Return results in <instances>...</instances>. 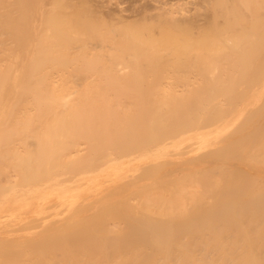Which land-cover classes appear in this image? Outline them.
Segmentation results:
<instances>
[{"label":"bare ground","instance_id":"6f19581e","mask_svg":"<svg viewBox=\"0 0 264 264\" xmlns=\"http://www.w3.org/2000/svg\"><path fill=\"white\" fill-rule=\"evenodd\" d=\"M76 1L77 0H75V1L74 0H0V134H1V136H4V137H0V150H1V154H2V151H5L4 149H7V148L10 149V150H7V151H12L13 152V153H11V152H7L6 151L7 153H10L9 156L5 155L6 157H3L4 155L2 154V157L0 156L1 157L0 164L5 162L6 159L4 160V158H7V156L9 158L10 157L12 158V159L8 158L7 162H9V161H13L14 162V164H13L14 167L13 166L10 167L9 166L10 162H9V164L6 162V163L2 164L1 166L3 167V165H6V164H8V165L4 166V168H0L1 170L4 169V172H6L5 170H7V173H5L6 175L9 173L8 174L9 176L8 175L7 176H5V175L1 176L3 170L0 172V180L2 181V183L0 181V188L3 191L6 190V192L4 194H0V243H1L2 246H4V250L6 249V251L3 250V252H6V253L3 254V252H1L0 255L3 254V256L5 255L4 257H6L7 256L6 254L8 253L7 258H4V260L5 259H9L10 260L11 259V262H12L13 258H15L16 256L17 257L20 256V254L18 253V251H17L18 255L16 254V252H14L17 249H14V251L10 249L12 252L15 253L14 254L15 256H14L12 253H10L11 251L10 250L7 251V249H9L11 247L12 248L15 247L16 244L22 245L20 243H24V242H28L27 244L24 243V245L29 246L30 245L29 244L30 241L34 242L33 237L35 235H33V237H31V236L28 237L27 235L18 234L16 232V229L18 227H19V231L21 230L20 226H19L20 224H22V223L24 224V222L26 223L27 221H30V222L31 221H36L37 222L36 226H39V227L43 228L42 232H45V231H48V230L52 229V227L49 228L48 230L45 229V228L50 227L51 225H53L52 221H54L56 219H59L58 220L59 222H60V220H62V222L60 223V226H61L62 223L64 225V228H62V227L61 228L65 229V227H66V230H67L68 228H70V226L68 227L66 224L69 223V222H72L74 220L72 216H75V214L78 213V211L74 209V211H77V212L71 216V214H69V213L73 210V208H76L79 205L81 206V204H82L81 202L83 200H86V199H89V198H90V200L91 199L92 200L96 199L94 201L95 203L96 202H101L104 196L100 197L99 196L100 194H98V193H99L100 188L104 184L116 183V182H118L120 180H123V179L124 180L125 179H131L132 180V178L134 179L136 174L139 173V170H141V169L145 170V168L148 169L147 167L151 166L154 160H156L157 164H159V163L161 164V160L162 161L164 160L165 162L169 161L167 158H165V157H167V155L170 156V155L175 154V153H178L176 155H179L180 152L183 153L182 151L185 148H188V150H186L184 152H187L186 154H187V156L189 158L185 159V161L181 160V162L183 161V163H188L190 165L193 164V162L198 161V158L200 160V157L202 158L203 156L205 157V156H208V155L210 156V155H214V154L216 155V156L214 155L216 157V160L218 159V156L224 157V158L232 157L231 159H235V157H237V156H235V154L237 152H239L238 157L241 158L244 155H245V157H247L246 156L247 155L246 152H247L248 149L244 148V150L246 152L245 153H241L242 152L241 149L243 150V146L244 147L248 146L249 148L251 147L250 151L247 152V153H249V154L253 153V154H251V156L248 155L249 158L250 157H254L255 149H256L257 152H259L258 150H260V154L255 155V157H256V159L254 158L255 162L260 161L261 158L264 155V152H262V151H264V147H263L264 146L263 145L264 144V142H263L264 141V138H263L264 135L260 138V137H258L260 135V133H257L256 137H258L260 140L255 139L256 140L255 141L254 140L255 137H253V136H255L254 134L256 132L253 134L254 131H252L251 129H250L251 130L250 132H247L246 130H249L248 127H247L246 130H243V128H241L244 125H247L248 122H250V124H251V121H253L255 119L254 117L258 113L262 112L263 115H264V111H261V110H264V17H263L264 16L263 15L264 14V0H220V1L215 0V1H217L216 3H215L214 0H212L213 3H215V4L212 7L210 6L211 8L209 7V5L212 3V1L209 0V1H211V3H210L208 0H205L206 3L209 2L208 7H207L206 5H202V4H205V2L202 3L204 1L203 0V1H201V6H203V7L205 6V9H203V10L206 11V9H207V11H210L212 9L211 12H207L206 11V13H204L205 15H203V13H202L203 17L201 15L200 19H199L198 15H197L198 16L197 19H194L195 17H194V15L192 13L189 17H191V19H193V21L192 20L190 21V19L187 18L188 17L187 14H186V16L183 15L185 17V19H183L184 17H181L183 20L180 19V18L176 19L178 17L177 16V17L174 18V20L176 19V20H178V22L176 20H175L176 22H174V20H173V17L176 15L175 11H173L174 9L171 10L172 8L171 9L169 8L170 10L168 11L167 10L168 7H165L164 10L166 9V11H164V10L161 11L164 6L162 7L160 5L161 4L160 0H152L151 3H150V0L149 1L147 0V3L149 2V5L147 3H145V4L148 5L147 7H145V8H144V6H143V8L142 7H137V8H142L143 11L141 10L142 12H138V11L135 10L134 12H136V13L134 14V12H133L134 15L132 14V16L134 18V17H136V14H137V18L139 16L141 17L143 15H144L143 16L144 19L153 18V20H155L157 18L159 23L158 22H156V23H158L160 25L163 24L162 27H164L166 29L169 28V30L168 29L166 30V29L163 28V30L165 31V33H164L163 30H160L161 29V27H160L159 30H160L161 34L163 33L162 34L163 36L162 35L161 36H162V38L164 40L163 39L161 40V37H160V40L157 39L156 41L157 42L161 41L162 43H164V42H166L165 40H167L166 43H170V44H168V45H171L170 48H168L169 46L167 44L164 45V44H161V42L158 43L159 46L161 45V48H159V46L156 48L157 45L154 44L155 39H154L153 42H152L153 39L152 40L150 39L151 41L149 39H146L147 43L150 41L149 42L150 44L152 42L153 45H156L155 47L154 46L150 47L152 44L150 45L148 43L149 44L148 45L146 43L145 38L147 37V35L144 36V34L142 33L144 31H142V32L140 31L143 35L141 33H139V36L142 35V37H141L142 39L141 40L144 39L142 42H145V45H142L144 43L141 44L139 36H138L139 37V42H140L139 44H141V45H138V43L136 42V41H138V38L137 37H135L137 39L134 38V35L135 34L137 35L138 31H136V33H135L134 32L135 28H134L133 31H131V29H133L132 26H131L132 28L130 27V29H128V31H127V28L123 29V27H125L126 23H125V25H123V27H122L121 24H118L116 26V28H113L112 27L113 25H112L111 26L112 28H110V29H111V31L113 29V31L111 32L110 29H109V27H110L109 24L110 23L107 26V23L104 21V19L102 20V18H99L100 15H97L96 18L94 17L95 15L94 16L92 15V12H93L92 9L95 8L94 11H96L97 9L99 10L100 7L105 8V7H107V5L110 6L109 3L107 4L105 2L106 4H103L104 2L102 0V3H98L97 2L98 3L97 4L96 2H93V4H91L88 1V4L86 6L87 7L88 6L91 7V8L90 7L87 8L88 10L90 9V11L86 12V10H85L86 8H84L83 10L86 13L85 12L82 13L83 10L80 9V8L84 7L85 5L81 6V7L79 6L80 7L79 8L78 5H76V4H78ZM99 1H101V0H99ZM132 1H134V0H132ZM140 2L141 1L139 0V3ZM79 3H81V2H79ZM142 3H141V5H142ZM133 4H135V1H134ZM216 4H217V6H216ZM104 5H105V7H104ZM141 5H138V6H141ZM74 7H75V9H74ZM78 8L80 10H82V11L78 10ZM110 8H109V10H107V8H106V10L108 11L107 12V17L111 16L112 19L115 18L118 21V19H120V18L121 19H123V18L125 19V17L128 16V15L124 16L123 14H121V13H123L122 11H124L123 8H122L123 10L121 12L119 11L121 7L119 9H116V8L114 9L112 7V9H114V10H110ZM137 8H135V9H137ZM208 8H210V9H208ZM73 9L75 10V13H74ZM68 10L70 12H73V13H70ZM76 10L78 11V13L76 12ZM115 10H118V11L115 12ZM137 10H139V9H137ZM152 10H154V11H152ZM79 11H80V13H79ZM101 11H102V9H101ZM171 11L174 12V16L172 17V19H171L172 13H170ZM96 12H98V11H96ZM103 12H106V11H103ZM198 12H200V9H199V11H197V14H198ZM141 13H142V15H141ZM177 13L179 14V12H177ZM181 13L182 12H180V15H182ZM260 13L261 14L263 13L262 17L260 16ZM99 14H101V12H99ZM199 14H201V12ZM206 14H208V15H206ZM209 14H211V16ZM122 15L124 17H122ZM132 16L130 17V15H129L126 19H128V20H129V18L133 19ZM195 16H196V14H195ZM204 16H205V18L208 16V18H206L207 21L203 20V19H205ZM111 17H108V18H111ZM154 17H156V18L154 19ZM137 18H134V19H137ZM186 18H187V20H186ZM110 20H109V22L113 23L114 19H113V21H110ZM181 20H182V23L184 22L183 24L179 22ZM201 20H202L203 23L205 22L203 24L204 25L203 27H202V22L198 23ZM133 21H135V20H133ZM151 22H152L151 24H153V22H155V21H151ZM161 22H163V23H161ZM115 23H119V21L115 22ZM146 23L148 24V22H146ZM156 23H154V24H156ZM174 23H176V24H174ZM191 23H192V25H191ZM197 23H198V25H200L199 26V30H198ZM147 24H146V26H148ZM154 24H153V27L155 26ZM165 24H167V27H165L166 26ZM205 24H206V26H205ZM211 24H212V28H211ZM102 25H105L106 27H104ZM171 25H173V26H175V25L177 26L178 25L177 26L178 28H180V26L184 27L183 25H185V26L190 25L192 29H194L195 26H197L196 33L193 32L194 36H192V37H194V39L191 38V36H190V34L192 33L191 30H189L191 32V33L189 32L190 34H185L184 38L183 37L182 38H183V40L184 39L187 40L186 39V37H187V38H189V40L190 39L194 40L195 43H199L201 41L200 43L203 46L200 43H199L200 46H199V44H197L198 45L197 46V45H195V43H192L193 42L192 40H190L191 42H189V40H188V41H186V44H188V42H189L191 47L189 46V44L187 45V46H189V48L188 47L185 48L184 46H182V47H184L188 51L191 48L190 51H192L191 52L192 54H190V51L186 52L187 50H185L186 54H183V52H184L183 50L184 49L180 48V46L178 48L180 50L182 49L181 51H183V52H181L177 48L179 50V52L176 53L175 51H178V50L176 49V47H174V45L178 46V44H176V42H175V41H177L178 38H175V36H172V37L169 36L171 39H173V37H174V39H173L174 41L172 40L173 41L172 42L171 39L168 40L169 38L167 39V37H166L167 34L169 35V33H171L172 30L177 28L175 26L173 29L170 30V26ZM193 25H195V26L192 27ZM119 26H121V27H119ZM126 26L128 27V25H126ZM146 26L144 27L145 29L149 28V27H146ZM150 26H152V25H150ZM158 26L159 25L155 26L156 28L154 27L155 28L154 30H156L158 28ZM207 26H208L209 30H211V33H213L212 35H210V36H212V38H213L214 35H216V37L218 36L219 42L218 43L215 42L216 47H214L212 45H209V44H212V42L208 43L207 41L210 40V39L207 40L205 38L207 36L206 34L210 32V31H208V32L204 33L205 31L208 30V29L205 28ZM101 27H103V28H101ZM117 27H119V28H117ZM201 28H202V30L206 29V30H203V32H202L204 35L201 33L203 36L201 34H199L202 37L198 36V37H200L203 40H200V38H197V36H196V34H198L200 32ZM106 29L109 30V34L111 32L112 37L110 36L111 34L110 35L108 34V31ZM122 29L124 30V32H122ZM141 29L142 28H139V30H141ZM184 29L185 28H183V30H182L183 32L185 31ZM212 29H215V31L212 30ZM125 30H126V32H125ZM152 32H154V31H152ZM156 32H158V31H156ZM172 32H173L172 35L174 33L176 34V32H177V34L180 33V31H176V32L172 31ZM147 33H148V36H149V32L148 31H147ZM123 34L125 35V37L128 36L127 39L123 36ZM105 35H107V36H105ZM120 35H122V36H120ZM150 35H151V33H150ZM159 35H160V33H159ZM143 36L145 38H143ZM195 36H196V38H195ZM123 37H124V39H123ZM154 37H156V36H154ZM119 38L121 40H119ZM156 38H158V37H156ZM121 41L122 42L127 41V42H124L122 44ZM211 41H213V40H211ZM95 42H98V43H95ZM119 42H121V43H119ZM129 42H131V43L133 42L134 44L132 43V46H130L131 43H129ZM182 42H177V43H182ZM202 42H205L206 45H205V43H202ZM125 43H127V44L129 43V44L128 45L126 44V46H125L124 45ZM172 44H173V46H172ZM186 44L184 43L185 46H186ZM217 44H218V46H217ZM166 45H167V47H166ZM179 45H183V44H179ZM192 45H194V47H196V51L201 49V50H199L201 52L202 48L205 46L206 47V48L204 47L205 49H211V51L214 50V48H215L214 51H218V49H220L221 53L219 51H218L219 53H215V52L212 51L214 53V55H213L212 52H210V50H208L209 54L206 53V56H207L206 57V56H204L205 55L204 51H206V50L203 49L202 52H204V53L201 52L202 54L201 53H199V54L197 53V55H196V53H195L196 51H194L195 50L194 47H193L194 50H192ZM121 46H123L125 48H123ZM147 46H149L150 48L149 47L147 48ZM162 46H164V47H162ZM171 47H173V48H171ZM197 47H199V48H197ZM115 51H116V54H115ZM111 52L112 53L114 52L113 54H115L116 57L112 56L113 54ZM222 52H224V58H223V55H221V57L224 60H221L222 63H220V64H219V62H216V63L219 66L225 67L223 69L224 70L227 69L226 70L227 73H228V70L230 69L229 73L232 72L230 74L234 75V76L231 75L232 77H230L229 73H228L229 74L228 75L225 71L221 70L222 67L221 68H217L218 66L215 65L216 64L215 63V59H216V61L218 60V56L217 55L219 54V60L218 61H220V54H222ZM117 53H120V54H117ZM153 53L158 58H160L159 56H161V58H160L161 61L160 62H159L158 59H156V57H155V55ZM158 53L160 54L159 56H157ZM170 53H172L173 56ZM178 53L180 55L182 54L183 56L182 55L180 56ZM128 54H129L131 59L129 58ZM143 54H144V56H143ZM145 54H146V56H148V54H149V58L147 57L148 58L147 60H150V61L152 60V63H149L146 60H144L145 62L142 61L143 59H146ZM168 54H170L172 56V58ZM184 55H187L190 59L187 56H184ZM193 55H194V57H192ZM122 56H126L127 58L122 57ZM138 56H139V58H138ZM141 56L143 57V59L140 58ZM106 57L108 58V60H107ZM119 57H120V59H119ZM135 57H137L138 59L135 58ZM150 57L151 58L152 57L155 58V60L156 61L158 60L159 63L154 61L153 58L151 59ZM181 57H182V59H181ZM183 57H184V59H183ZM209 57L212 59V63L213 64H211V59L208 61ZM111 58H112V60H111ZM168 58H169V60H168ZM121 59L122 60L124 59V60L122 61ZM136 59L137 60L140 59V60L137 61ZM171 59H174V60L171 61ZM199 59H200V61H199ZM188 60H189L190 63H192L191 67L193 66L192 67L193 69H191L190 67L188 68V64L190 66V63L188 62ZM194 60H196V61L198 60L201 64L199 65V62L196 63ZM128 61L131 62V63L128 64L127 63ZM174 61H176V62H174ZM143 62H144L143 65H146L147 69H146L145 66L143 68L140 67V66H143V65H141ZM147 62H148V64H147ZM162 62L165 64V66H164V64ZM122 63H123V65H122ZM133 63H136V65L133 64ZM203 63H204L205 66L202 65ZM206 63H209V64L207 65ZM177 64H178V66H177ZM137 65H139V67L141 69H143V70H140V69L138 70V67H136ZM149 65H152V66L149 67ZM173 65H176V67H174ZM181 65H183L184 72H183V69H182ZM170 66H173V67L171 68ZM197 66H198V69L196 68ZM206 66H207V68L205 70ZM213 66H215L216 68L213 67ZM158 67H160L161 69H166V70L165 71L161 70ZM149 68L152 71L151 74L149 72L150 71ZM174 68H176V69H174ZM203 68H204V70H202V73H201V69H203ZM125 69H127V70H125ZM130 69H131V73H130ZM195 69L198 70V71H196ZM208 69H210V70H208ZM211 69L212 70L215 69L213 73H212ZM216 69L218 70L217 73H216ZM169 70L172 71V72H168ZM189 70L190 71L194 70V72L193 73L191 72V73H192V75L193 74H195V75L187 76V75H191ZM219 70L221 72L223 71L221 73L222 75H223V73H225V75H224L225 77L222 76V75H219L220 74ZM137 71H140V72H138V75H136ZM141 71H143V72H141ZM146 71H148L149 74ZM157 71H159L158 72L159 74L157 73ZM163 71L165 73H168V74H164ZM195 71H196L197 74L195 73ZM204 71H206V73ZM111 72H112V74H110ZM132 72H135V73H132ZM175 72L179 73L180 75H177V73L175 74ZM180 72H182L183 74L180 73ZM106 73H109V75H106ZM124 73H125V75H124ZM155 73L157 74V78H155V79H157L156 82L153 81L154 78H152L154 76L156 77ZM162 73L165 75V77L169 76V78H172L173 81L171 82V79H169L168 77L165 78L164 76H162L163 75ZM215 73H216V75H215ZM236 73L238 74L237 78H239V79L236 78L235 81L236 80L237 81L236 82L234 81L233 84L231 85L230 83L233 81L232 79H233V77H235ZM141 74H143V75H141ZM200 74H203V75L201 76ZM204 74L208 75L209 77L207 78L206 76H204ZM140 75H141V78H143L144 80L140 79V77H139ZM146 75H147V77H146ZM226 75H227V77L229 76L228 78H230L231 80L226 78ZM108 76H110V77H108ZM124 76L125 77L127 76L126 79H125ZM173 76H175V77H173ZM179 76L181 78L182 77L184 78V79L182 78V80H179L181 82L183 81L182 83H184V80L186 82L187 80L191 79L190 82L188 81L189 84L188 83H184L185 84V88H183L184 85L183 86L181 85L179 87L178 85L180 83H178V85H175L176 83L175 84L173 83L175 81L178 82V80L177 79L175 80V78H178ZM186 76L188 77V79H187ZM194 76H196L195 77L196 79H194ZM199 76H201L202 82H203L202 77L203 78L206 77L207 79L205 78L204 79L205 82H203V83L201 82L200 83L201 80L200 81L198 80V79H200V78H198ZM213 76H216L215 77L216 79H218L217 76L218 77L222 76L218 80H222L221 78H223V77L226 78V80L223 78L224 81L223 82L218 81L217 83L220 82L221 84L219 83V85H217L216 84L217 80H215V78H211ZM122 77L125 80L121 79ZM148 77H150V78H148ZM161 77H162V79H160ZM180 77H179V79H180ZM189 77H192V78H189ZM130 78L132 80H130ZM135 79L136 80L138 79L137 81H140V83L139 82L135 83ZM145 79H146V81H145ZM165 79H166V81H165ZM161 80H162V82H161ZM214 80H215V83L213 82ZM151 81H152V83H151ZM159 81L161 82V84H160ZM167 81L172 83V84H174V87H173V85L169 84ZM225 81H227V83H224ZM143 82H145V83H143ZM148 82L151 85L154 82V84H153L154 87L153 86L152 87L154 88L155 91H157L159 89L160 90L163 89L161 91L160 95L159 94L155 95L156 93H159L160 90H159V92L157 91L156 93L152 92L153 94L154 93L155 94L153 95V97L150 98V96L152 94V93L150 94V92L153 90V88L150 87L152 90L150 89L151 91H149L148 87L150 85H149ZM191 82H193V83L195 82L193 84L194 87H192ZM196 82H197V84H196ZM206 82H208L209 84H206ZM112 83L115 86L117 84V86L116 87L114 86L115 88H113L112 87L113 85H111ZM167 83L171 87H168L169 85ZM223 83L226 84V88H225ZM237 83H238V85H237ZM105 84H106V86H105ZM120 84L121 85L123 84L126 87L125 86L122 87ZM145 84L147 85V89L148 90L146 89V87H144ZM159 84L162 85V86H160ZM198 84L199 85H201V84L205 85L206 84V85H209V88L212 87V89L211 88L209 89L207 87L209 90L208 89L207 90L203 89L202 90L203 93H202L201 89H202L203 86H201L200 91H198L199 93H202V94H200L202 96L201 98H203L201 103L199 101H196L197 99L201 100L199 98V96H198L199 93L197 94V97H194L197 92H195V93L193 92L192 93V91H190V90H193V88L196 91H197V89L199 90V88H197ZM228 84H230V85H228ZM102 85H103L104 88L102 87ZM163 85H165V86L168 85V86H167V88L166 87L163 88L164 87ZM187 85L188 86L191 85L192 89L188 88ZM227 85L229 87H227ZM109 86L112 87L113 89L112 88L109 89L110 88ZM119 86H121V87H119ZM177 86L179 87L180 90L183 88V90H181V91H185L186 87H187L188 91H185L186 92L185 96L182 95V94H184V92L179 91ZM220 86L224 87L223 90H221V91L219 89V88H221ZM136 87H138V88L136 89ZM142 87H144V88H142ZM198 87H200V86H198ZM215 87H218L219 90L217 88H215ZM235 87L237 88V90H236L237 92L235 93L236 95L234 96V94H232L231 92H233L236 89ZM121 88L124 90V92H122V90H120ZM203 88H206V86L203 87ZM238 88H239V90H238ZM132 89L134 91H132ZM138 89H140L141 91L139 92ZM165 89H168V90L170 89V91L168 92V90H165ZM213 89H217L218 92H215V90H213ZM125 90H127L128 92L131 91V93H128V92L126 93ZM171 90H172L173 93H174V90H176L175 93H174V96H176V97L173 96V93L171 92ZM195 90H193V91H195ZM204 90H205V92H207V96L209 95L210 90H212L210 92V94L213 92V94L209 95L208 97L207 96L205 97L206 101H205V99L203 97L205 95ZM147 91H149V92H147ZM219 91H220V93H223V99H222L221 102L218 101L219 103L226 104L227 101H228L227 104H231L232 103L230 105V107H231L230 110H228L227 112H223L224 110L221 109L223 107V105L220 106V108H217L219 105H221L219 103H214L215 106H213L214 104L210 105V108L213 107L214 109L211 108V110H209V106H208V109H207V105H209L208 103H210L212 101L211 99H214L216 97V95L217 96H219V95L221 96V94H219ZM144 92L145 93L147 92L146 94L149 93V96H146V94L143 95ZM189 92L192 94L193 98L196 99L195 101L199 105H197L196 102L194 103V101L191 98L192 96L191 97L189 96L191 94L188 95ZM226 92L229 93V95L227 94V96H226ZM133 93H135V94H133ZM139 93H141V94H139ZM169 93H172V94L170 95ZM177 95H178V97H177ZM154 96H157L155 98L158 99V100H160V99H162L164 97L163 98L164 100L162 99L163 102L162 101L159 102L158 100H156L154 98ZM158 96L159 97L161 96L162 98H159ZM171 96L174 97V98H172ZM183 96L185 98H187V100L185 99V102H184ZM187 96L189 98H191V100L188 99ZM230 96H231V98H230ZM209 97H211V99ZM232 97H233L234 101L232 100ZM130 98L131 99H135L134 101H137V103L132 101V100L127 102L126 99L130 100ZM147 98H150V100L145 101V99H147ZM153 98L155 99L154 101H153ZM178 98L179 99L182 98L183 100L181 99L180 102H179ZM207 98H208V100H207ZM121 99L125 100L126 102L122 101ZM143 99H144V101H143ZM168 99H170L171 101H169ZM173 99H175V100H173ZM176 99H177V102H176ZM114 100L115 101L120 100V101L115 103ZM188 100H190L189 103L193 102L196 105V107H195V105L193 103H191L190 104L191 106H190L187 103ZM229 100H231L233 102L230 103ZM167 101H169L171 103H169ZM172 101H174L176 103H174ZM203 101H204V103L207 102L206 105L203 103ZM224 101H226V102H224ZM132 102H134V103H132ZM178 102L180 103V105L182 107L181 110L185 111L187 109V111H188V108H190L189 110L191 111V108H193L194 109V113L193 114L196 116V118H195L194 115H192V111H191V113L190 112L186 113L187 111L185 113L181 112V114L177 113V115H182V113H184L182 118L186 117L188 119L189 118L188 116L191 114L192 115L191 118L193 119V117H194V119H193L194 121L191 120V119H188L187 122H186V118H184V120H185L184 121L182 118L176 117V118L179 119V120L176 119V118H175L176 120L174 119L175 122L178 120L176 122L177 125L176 126L175 125H171V123H170L171 121H172V124L173 123L176 124V123L173 122V119L168 118V117H170V115L172 116L173 114H174L173 118H174V116H177L175 113H172V112H174L176 110V108L178 107L177 106ZM181 102H183V103H181ZM125 103H126V105H124L123 107L121 106V108L119 107V105H123ZM127 103H128V105H127ZM129 103L130 104H134L133 105L134 108H132L133 106L131 105L132 112H131V108H130ZM173 103L176 104V107H174L175 105L170 106ZM179 103H178V105H179ZM135 104H137L138 107H139V105H141V106L143 105L142 108H140V109L142 110V114H144L143 116H145V117H146V113L150 110V108L152 106H153V108H151V109L152 110L154 109V111H151L152 113L153 112L157 113L158 112L157 109H159L160 106H161L160 113L164 112V111L165 112L168 111L167 115H169V114L170 115L167 117L165 112H164L165 113L164 115L162 113L161 114L159 113L158 116L156 114H155L156 116H154L152 114H149V112L147 113L148 115H150V117H147L148 119H150V121H151V117L152 116L158 118V123L159 124H157V126L161 125V128H159V126L156 127V122L157 121L155 119H157V118H154V122L156 121L155 124H154L153 120L150 122L147 118L144 119V117H141V114L139 115V113H141L140 109H138V108L135 109V106H136ZM201 104L204 105V107ZM144 105L146 107H148V105H150L149 106L150 108L148 107L149 110L147 112H146V108L143 109V107H145ZM180 105H179V108H180ZM193 105H194L195 108L192 107ZM216 105H217V107H216ZM155 106H157L156 107L157 109L155 108ZM163 106H165L164 110L162 109ZM167 106H168V108H167ZM183 106H185V107L189 106V107L183 109ZM197 106H199V108ZM169 107H170V110H166V109H169ZM123 108H126L127 110L126 109L123 110ZM179 108H177L178 111L180 110ZM196 108H198V109H196ZM216 108L220 109V110L218 111ZM119 109L120 110L122 109L121 110V114L123 116H125L126 114L129 116L128 118L130 120L127 119V116H126L125 117L126 121L128 120V122H129V121H132V120L134 121L136 119H139L138 121L136 120L134 122H135V124H136V122H138L137 124H139L140 132H141L139 134H141L143 137L145 136V138H142V136L139 135L142 138L141 140L138 138V140L141 141V144L138 143V145H136L138 141L135 139V137L136 138L138 137V132L137 131H139L138 130L139 128L137 129L134 125H132L131 124L132 122L131 123L129 122V124L132 127L133 126L135 127V128L134 127L133 128L136 129V133L137 134L132 132V129H131L132 127H130L129 129H126V130H127V132H129L128 130H131L130 132L135 135L134 136L132 134V136L134 138L131 137V134H130V136L128 135L129 133L126 134L127 132H126V130H124L126 127L124 129L122 128L123 127L122 122L124 120L122 122H120L122 120L121 118L123 116L120 114ZM171 109L172 110L174 109V111H171ZM195 109L197 110V112H198L199 109H201L199 111H203V114L198 112V115H196L197 113L195 112L196 111ZM258 109L261 112L258 111ZM133 110H136V111H133ZM213 110H214V112H213ZM124 111H125V113H124ZM138 111H139V113L137 115H139V116H137L135 114V115H133V117H136V118L131 120L132 117L130 118V116H132V115L129 112L137 113ZM155 111H157V112H155ZM170 111H171L172 114L169 113ZM209 111L211 113H209ZM217 111L219 112L220 115L217 114L218 113ZM205 112H206V116L203 119V115L205 114ZM221 112L225 113L226 117L221 118L222 117L221 114L223 116H225ZM213 113L217 114L218 119H217V116L215 114H214L215 116H213ZM253 113H254L255 116L252 115ZM187 114H189V115H187ZM209 114H210V116H209ZM160 115H161V117H159ZM200 115L202 116L200 118V120L202 119L203 121H205L206 117L208 116L207 119L209 117H211L210 119L214 123L210 124V122H211L210 119H209V125L208 126H204L203 125V124L206 125L208 123L207 122L208 120L205 121L206 123L202 122L203 124L201 122H199V124L201 123L200 124L201 128H196V129H193L191 131H188V129H190V127L192 128L193 125H195V123H197L196 121H198ZM260 115L261 114H259L257 116H259L258 117L259 120L262 121L264 116L261 119L262 116H260ZM120 116H122V117L120 118ZM162 116H164V117H162ZM165 116H166V118H165ZM179 117H181V116H179ZM212 117L213 118L215 117L217 119V121L219 119H221V121L219 120L218 122H216L215 118L212 119ZM250 117L253 118V119L251 120ZM141 118H143V119H141ZM159 118H160V120H161V118H164L165 122L170 119L169 122H166V123L167 124L170 123L171 126L168 124V126H166V127H171L170 128L171 131L167 132L168 129L165 126H164V129L166 128L167 130L165 131L164 129H162V126L165 123L162 124L163 119L160 122ZM36 119H38V121L40 120L39 121L40 123H38V121ZM140 119L144 123L140 124L141 123V122H139V121H141ZM32 120H33V122H32ZM113 121L115 123H117V124L119 123L120 126H121V128H116V125H114L115 127H113V128L116 129V130H119V131L121 130L124 133L126 132L125 134L127 135V137H124L125 136L124 134L120 135L122 132L121 133L117 132V135L119 133L118 136H121V137L123 136L124 137V138L122 137L123 141L125 140V138L130 139V142H129V140H127L125 142L126 144L129 142L127 144V147H131V146H133V144L136 143L135 146H133V147L135 149L138 148V150L143 148L142 146H144L145 144L147 145V143L149 145L151 143H155V142L159 141L160 139L164 140L163 138H165L166 136H170L169 138H171V139L173 138L171 136H173V135L175 136V134L177 136V134L179 132L178 130H181V129H179L180 127L178 129L176 128V130L174 128V131L172 130V127H178L179 124L182 125V123H183V125H185L187 123L186 126L184 127L186 129V130L184 129L186 135H184V137H181L177 142L173 143L172 150H170L169 152L165 151V149L168 146V145H166L165 147L162 148V150L161 149L156 150L155 153L152 155V157L151 156H143V157H140L139 159L138 158L137 159H131V160H128V161H126V160L122 161L121 160V161L113 163L114 160L110 161V159H113L116 153L120 155V156L118 155L119 158H120L122 155L125 156L126 153L130 154V151L132 153L131 149H133V147H131V148H127L126 147L125 148L124 146H126V145L123 144L124 142L120 140L121 137L120 138H115L114 137L113 139L115 140V142L113 140H111V141H113L114 145L116 144L117 140H119L116 145H119V147H121V144H122V146L125 148L126 151H128V149H129V152H126L124 149H122L123 148L122 147L121 149H122V152L124 154L121 152L122 153V155H121L119 153L120 148L118 146L115 145L116 148L117 147L119 148V149L117 148L118 149L117 150V149H115V146L113 147V146H108L107 145L108 149L110 148L109 150H111V151L114 148L113 150H114L115 154H113V157L111 156L112 155L111 151H109L111 155L108 154L109 152L107 154H104L105 156L108 155V157L109 156L110 157L106 158L107 159L106 162H105V159H103L104 161L102 162V164H101V162L98 163L99 165L101 164L99 166L97 164V160L100 161L103 158V155H102L103 153H102V151H100L101 153L97 151V153L101 154V156L99 154V156L97 157L98 154L96 153L95 150H97V148L99 147V142L100 143L102 142V141H99V140H101V138H102V140L105 139L104 140L105 143H106V140H107V143H108V141H110V140H108V138L110 137V134L105 131L108 128H105V130H104L101 127H98V125H100V124L103 125L104 124L105 126L104 125L103 126L106 127V126H108L111 123V127H112L113 126L112 123H114ZM241 121H243V123ZM261 121L258 122V119L256 121L258 123L259 127L257 126L256 122L253 121L252 123H255L254 126L257 127V128H255L253 126V129L255 131H258L259 128L261 127L262 129L260 128V130H261L260 132L262 133V130L264 131V129L262 127V125H264V123H262V125H260L259 123ZM41 122H42V124H41ZM148 122H149V124L153 122L151 125L153 126V124H154V127H153L154 128V132L152 131L153 129H152L151 125L147 127V125H149V124L146 125V123H148ZM178 122H182V123L178 124ZM239 122H240V125H239ZM37 123H38V125H37ZM167 124H165V125H167ZM140 125H142V126H140ZM143 125L146 126V127H143ZM95 126L98 127L96 131H98L101 128L100 129L101 131H98V135H97V137L99 135L101 137L99 136L100 137L99 140L96 138V140L99 141L98 144L95 141V139H91V141L93 140L91 142V144L95 143V145H98V146H96V148H94V145L90 146L91 144L89 143L90 142L89 138H93V136L95 138V136L97 134V132L95 134L94 133L95 131H93V130H95L94 129ZM118 126L119 125H117V127ZM141 127H143L145 130L143 128H141ZM155 127H156V130H161L162 129L165 132L164 133L161 130L162 133H164L163 134L164 137L162 136L161 133H159V136L157 135L158 133L156 134L157 131H155ZM236 127L239 130H241L240 132L244 133L246 131L247 133L245 132L244 135H243V133H242V135H240L241 133L239 132L238 129H236ZM249 127L252 128L251 125ZM147 128L149 130H147ZM244 128H246V127H244ZM103 130L108 134L107 136H106V134H104ZM111 130L113 131V129H111ZM234 130H235V132H234ZM236 130L238 131L237 133H236ZM112 131H111V133H112L111 135H113V133L116 134L115 130L113 132ZM147 131H149V132H147ZM150 131L153 132V133H151ZM99 132H102V134H104L103 136H106L107 139L103 138V136ZM134 132H135V130H134ZM142 132H143V134H142ZM145 132H146V135H144ZM166 132H167V134L169 133V135H167ZM19 133L20 134L22 133L21 135H23L24 137L23 136L21 137V135H19ZM148 133L149 134L151 133V135H149ZM170 133L171 134L173 133V134L171 135ZM234 133H236V134L234 135ZM249 133L253 134V136L250 135ZM90 134L92 135V137H89V136H91ZM160 134H161V136L163 138H160ZM79 135L81 136V138H80L81 140L80 141L78 140L79 141V143H78V141H74V139H72V138L75 137V139L76 138L78 139L80 137ZM117 135H116V137H118ZM148 135H149V137L151 139L149 137H147ZM155 136H157L159 138L157 139ZM11 137L13 138V140L11 139ZM14 137L18 138V140L15 139ZM47 137H48V140L45 139ZM54 137H56L57 139L58 138L60 139L62 137L64 139H66V141H64V139H60V140L58 139V141H57V139H55ZM83 137H84V139H82ZM146 137H147V139H149L148 141H145V140H147ZM21 138L24 139V141H25L24 143H23V139H21ZM35 138L37 140H35ZM51 138H52V140H51ZM153 138L154 139L156 138L157 140L155 141ZM28 139H30V140H28ZM42 139H44V140H42ZM110 139H111V137H110ZM131 139H132V142H134V139L137 142H134L132 144ZM261 139H263V140H261ZM67 140H69L71 144ZM72 140L74 141V143L72 142ZM82 140L83 141L85 140V142L88 141L87 143L90 144V145H88L86 143V145H88V147H89L88 150H85V147H84L85 146V142H83ZM142 140L144 142H142ZM150 140L152 141L151 143L149 142ZM34 141H36L37 143L34 142ZM44 141L45 142L51 141V143L54 146H55V143H56V147L57 148L53 147L52 150H51L50 147L53 146V145H51L50 142H48L46 144ZM120 141L123 142V143H120ZM153 141H155V142H153ZM174 141H176V140H174ZM253 141H255L254 144L252 143ZM257 141H259L260 143H256ZM63 142H65V143L63 144ZM82 142L84 143L83 146H82ZM168 142L170 143V141H168ZM38 143H39V145L37 146ZM105 143H104V145L106 147L107 143L106 144ZM113 143L110 142L108 144H113ZM130 143L132 145H130ZM143 143H144V145H143ZM158 143H160V142H158ZM261 143L263 145L262 148H261ZM251 144H252V146L254 145L255 147H252ZM256 144H257V146H256ZM40 145H42L43 147L40 146ZM58 145H59V147H58ZM154 145H152V146H154ZM226 145H228L230 147H228ZM233 145H235V146L238 145L237 147L240 146L239 147L240 151H239V148H236ZM139 146H141V147H139ZM258 146H259L260 149L258 148ZM47 147H48V150L46 149ZM92 147L94 149L93 151H95V152L92 151L93 152V156L91 155ZM102 147L103 146H101L100 148H102ZM55 148H56V150H55ZM65 148H66V150H65ZM100 148H98V150ZM144 148H146V147H144ZM230 148L232 150L235 148L238 151L235 152V151L229 150ZM86 149H87V147H86ZM53 150H55V151L58 150L57 151L58 153L54 152L55 154L57 153L55 155L53 153ZM138 150H135V151H138ZM144 150H146V149H144ZM180 150H182V151H180ZM223 150H225V152H226V150L229 151V152L224 153ZM44 151L47 152L46 154L48 156L45 154ZM87 151L88 152L90 151L89 153H90L91 157L88 155L89 153ZM135 151H133V152H135ZM178 151H180V152H178ZM221 151H222V153H220ZM6 152H4V153L7 154ZM42 153L44 154L43 157H42ZM52 153L54 154V156L51 155ZM94 153H95L96 157H95ZM112 153H113V151H112ZM136 153H137L136 155L139 154L138 152H136ZM11 154H12V156H11ZM240 154H244V155L240 156ZM261 154H262V156H261ZM82 155H84V156L88 155L84 159V161L86 163L83 161L84 156L82 158ZM183 155L180 154L181 158L184 157ZM258 155H260L261 157L259 158ZM79 156H81L82 159H79V161H78L77 158ZM118 156H115V158L118 157ZM180 156H178V157H180ZM214 156H212V158H214ZM45 157L48 158V159H46ZM49 157H50V159H53V160L50 161V163L48 162L50 160ZM55 157L57 158L56 161H54ZM88 157L91 159V161L93 159V165L89 161ZM238 157L236 159H238ZM44 158H45L46 162H43ZM153 158H154V160H153ZM76 159H77V161H76ZM94 159L96 161L97 166H99V168H101V167H103V168L99 172H96V174H94V173L92 174V173L89 172V173H87V175H84L83 177H79L77 179V182L75 183L76 184L75 185L76 188H74V190L72 189V191H70L69 193L67 192L68 190H66V188H64V187L60 188L59 189L60 192H58V193H56L54 190H51V189H48L49 191H42V190H40L38 188L39 186H42L43 184L58 183L57 185H59V184H63L65 182H68L69 180H71V177H69L70 176L69 175L70 172L73 171V176H74L76 174L75 173L76 172L75 169L78 168L77 166L79 164L81 165L83 162H84L83 165H81L82 168L84 167V164L87 165V163L90 162L89 164H91V166L89 165V168H87L88 167V165H87L86 168H87L88 171H91L92 169H94V164H95L94 163L95 162ZM125 159H127V158H125ZM1 160H3L4 162L3 161L1 162ZM40 160L42 162H40ZM58 160L60 161L61 166L63 164L64 168H63V166H62V168H61V166L59 168L60 164H58L59 163V162H57ZM214 160H215V158H214ZM262 160H261V162L264 161V160L263 161ZM15 161H16V163H15ZM211 161H213V160H211ZM246 161H248V160H246ZM34 162H35L36 166H35V164H33ZM53 162H55L54 163L55 165L57 163L58 167H56L55 165L52 166ZM77 162H82V163L77 164ZM171 162L173 163V162H176V161H171ZM178 162L179 161H177L176 163H178ZM225 162H227V161H225ZM40 163H42V164H40ZM69 163L71 165H73V164H76V165L71 166V165H69ZM263 163H261V164H263ZM11 164H12V162H11ZM15 164H19V165L16 166ZM31 164H33V165H31ZM38 164H40L41 169L43 171H47V170L48 171L46 173L42 172ZM46 164L49 165V166H46ZM219 164L221 165L222 163L220 162ZM230 164H232V163H230ZM233 164H234V162H233ZM43 165H45V168H44ZM68 165L70 167H68ZM80 165H79L78 169H80ZM169 165H170V163H169ZM161 166L165 167L166 165L165 166L161 165ZM161 166H159V167L156 166L157 169L156 168H155V170L152 169V171L158 170V168H160ZM218 166L216 165V167H215V165H214V166H210L209 168H202V169H204L202 171L201 170L197 171V172L193 171L194 172V173L192 172L193 175L189 174L190 172L187 173V175H188L187 177L188 178L189 177H190V179L193 178V180L191 179V182H190V179H188L185 176L186 174L184 175L185 177H181L180 178V179L184 178V180H185V178H187V183L188 184L190 183V185H188L185 188L187 189L189 187L188 188L189 191L191 190L190 191L191 194L194 195L191 198L189 191L188 190L186 191L185 188H183L184 189L183 192L184 193H185V191L188 192L187 193V197H188V195L190 197L186 198V196H185L186 194L185 195L182 194V193L178 194L179 197H180L181 194H182V196L183 195L185 196V197L183 196L184 198L181 197L182 199H184V201H183L184 203L181 202V200H182L181 198H180V200L177 199V200H179V201H177V204L179 202H181L180 205L182 204L181 206L178 204L180 206V208H178L179 206H177V204H175L176 207H175V205L173 206V204H172L173 200H174V197H176V196H174L173 200L170 201L172 199V195L175 194V192H176V195H177V193L179 191V186H178V189L176 187L177 191L174 189L175 186H176L175 184L178 183L179 179L175 180L176 182L174 180L172 181V179L171 180L168 179V182L166 181V183H165L166 187H164V182L165 181L163 182L159 178V180H160L159 182H161V183L163 182L162 183L163 184L162 187H164V188L161 187L163 191H164V189H166V191L168 190V187H169L168 184L169 185L171 184V188L172 189L169 188L170 191L174 190V192L172 191V193H169L170 192L169 190L167 192L164 191L165 192L164 194H166V193L169 194L168 196H170V194H172L170 196L171 197L170 199L169 198H165L166 200L169 199V201L171 202V203L170 202L168 203L166 201V203H168V205L172 204V205H170L168 207V208L171 207V210L170 209L167 210L166 206H168V205H166L165 202H164L165 204L162 202V201H164V197H165V196L163 197V195H164L163 191H162V195H161V193H157V192L160 191L159 190L160 186H159L158 187L159 189L157 188V190H159V191H157L156 194L157 195L160 194L161 197L163 198V200L158 198L159 200L157 199L156 201H159V202L163 203V205H160L161 203L158 202L159 203L158 204L156 202L157 204L156 203L155 204L159 205V206H158L157 209L156 208L155 209L158 212L159 209L162 208L161 206L165 205L164 208L165 207L166 208L164 209V211L167 210L166 213H163V208L160 209V211H162V213L160 211H159V213H156V211L154 212V210H155L154 209V205H155L154 203H153L152 207H150L151 208V212L149 210L150 208L146 209V207H144V205H142V206H143V209H145V210H140L139 208H142V206L141 207L138 206L139 207L138 208L136 206L138 203L136 204L135 201H133L134 198H132L133 204L134 203L136 204V205H134V207H136V208H134V210L132 212L136 213L137 211H135V209L137 210V208H138L140 211H142L141 214L138 212V214H140V216H138V217L137 216H132L131 217V215H130L131 213L128 214L127 217H129V218H134L135 217L133 219V222H130L128 219L126 220V218H125L126 214H121L120 213L121 216L125 220L122 217H120V214H119V217L124 221V223L121 222L122 221L121 220L120 222H118V224L122 223V225L121 224L120 225L123 227V229L122 228L119 229L118 226H120V225H118L116 223L117 221L115 222L117 224V226L115 225V223H112L116 219H114L112 221L108 220V222L111 221V225H110V223L109 224L107 223V221H106L107 219L105 218L106 220L104 222L107 223L108 225H110V226H107L105 224L106 227L108 228V230H107L105 228V226H102L103 229L101 227H99L100 226V222H99V224L97 222V219H99L98 221H101V218H99L100 217V215H99L100 213L99 212L102 210V208H101V210H99V212L97 211V214H95V217H97L96 219H93L94 218V217H92L93 215H91L89 217V220L91 218L92 222L87 220L88 218L87 219L85 218L87 221L85 223H83V224H86V226L88 228H86L85 225L80 224V227H76L77 229L76 228H74V230L73 229H70V230L68 229L69 231L67 230V234H66V232L63 233L64 235L66 234V237H64V235H62V237H64V238L60 237L57 233L55 234V232H53V233L49 232L51 234L49 236H47L45 234L46 237H44V235L42 236V234H39V235H41V237H44L42 239L46 240V243H45V241L44 242L40 241L41 238H39V240L37 239L38 241L41 242V245L39 244L41 246V248H40L41 251H42V248H43V250H45L47 248L46 245H48V247H49V245H53V244L56 243L57 246L54 245V246H51V247L52 248L54 247L53 249L59 251V252L56 251L55 253L58 252L59 254H61V252H62L63 254L64 253L68 254V255L64 254L65 256H68V257H66V259H65V256L63 257L64 259L62 257H59L60 255L58 256V253H57V256H56L54 254L55 250H53L51 247H49L50 250H48V248H47V250L44 251V254H43V251H42V254H43L42 255L43 256L42 259L40 258V257H42L41 256V252H40V254L38 253L39 255L36 254V253L33 254V251H30V250H32V249L34 250V248H36V251L39 252V248L35 247V245H36L35 243H38V241L36 242V239H35V243L34 244L31 243L32 246L23 247V248H21L23 250H19V252L21 251V256L19 257L20 260H21L22 256H24V255L27 256L25 253L29 252V251H30L29 254L31 255V257L33 256L32 258L30 256H28L27 258L26 257L22 258V261H24V263L23 262H21V263L22 264H25V263L27 264L28 263L27 261H29V259H30L29 264H31L32 259H34L32 264H38V263L39 264H42V263L46 264V262H43V261H47V263H49L50 260L51 261H50L49 264H53L55 262L57 263L60 259L61 260L63 259L62 260L63 262L61 260H60L61 262L59 261L61 264H63V263L64 264H264V184H263L264 181L262 182V180H264L263 179L264 171H261L259 168L252 167L251 165L246 164V163H244V165H236V166L233 165L235 168L232 165H230V167L232 166L235 169L234 171L237 170V172H241V173H243V175L246 174L249 177L248 178L245 175V177L248 178L247 179L244 176H242L241 173H238V176L241 175V177H244L245 180L242 182V179H243L242 178L241 181H235L237 183H235V182L233 183V181L232 182H228L229 180L228 181L227 180L226 181L221 180V178L222 179L223 178L226 179V177H224V176H226V174L228 173L227 170L230 169L229 165L228 166L221 165L219 167ZM5 167H7V169ZM16 167H17V169H16ZM34 167L35 168L37 167V168L35 169ZM46 167H47V169H46ZM91 167H93V168H91ZM211 167H214V168L211 169ZM9 168H11V169H9ZM58 168L61 171H59ZM184 168H182V169H184ZM13 169H16V170L14 171ZM51 169L57 170L56 172H54L52 170V173L54 172L53 174H55V173L59 174L60 172L62 174H59V175L55 174V175L52 176L51 175L52 174L51 173ZM78 169H77V171H78ZM207 169L213 170V171L217 169V173L212 174L213 171H209L210 173H207ZM222 169H225V170L223 171ZM8 170H12V171H8ZM18 170L21 171V172L24 171L22 173H27V172L29 173V174L27 173V174H23V175H22V173H19L21 176H18V177L22 180V182H19L21 180H19L18 177H17V175H18L17 171ZM32 170H33V172H32ZM35 170H37V172H39V171H41V172H39L37 174V172ZM67 170H68V172L69 171L70 172L69 173L66 172ZM168 171L170 172V170H168ZM173 171H174V169L172 170V172ZM219 171H221V173ZM226 171H227V173H226ZM234 171H233V173H234ZM12 172L13 173L15 172V174L16 173L17 174L13 175ZM48 172H50L51 174L48 173ZM150 172L151 171L149 169V170H147L146 174L148 173L147 175H149V174H151ZM198 172H201L200 175H199ZM224 172H225V175L223 174ZM33 173L35 175H33ZM140 173H142V170H141ZM196 173H198V176H195V175H197ZM230 173L232 174V171H230ZM230 173H228L229 179L234 174H236V173H234V174H232V176H230L229 175ZM40 174H42L41 176L43 177V180H42V178L40 176V180L41 181L38 178ZM156 174H154V175H156ZM175 174L176 173H174V175ZM205 174H207V175L211 174V176L212 177L214 176V177L212 178L210 175L208 177H206L207 175H205ZM217 174H218L217 177H220V178L216 177ZM29 175H30V177H29ZM47 175H49V176L46 177ZM147 175L142 173V174H138L136 177L139 178L141 176V178L142 177L146 178L145 176H147ZM154 175H152V176H154ZM221 175H222V177H221ZM31 176H35V177H31ZM180 176L181 175H178V177H180ZM203 176H205L208 179H206ZM5 177H7V179L10 180V181L9 182L3 181L2 179L5 178ZM13 177H14V179H12ZM15 177H16V180H15ZM175 177H176V175H175ZM178 177H176V178H178ZM200 177H201V179H200ZM215 177L217 179H219V182H218V180L215 179ZM30 178L31 179L33 178L32 180H34V178H35L36 180H34V182H32V180H29ZM209 178H210V180H209ZM211 178H212V180L214 179L215 181L211 182L212 181ZM232 178H231V180H234L235 176H234L233 179ZM250 178H251V181H252V179L254 180L253 183L255 182V184H257V183H262V184H257V186H256V185L250 183V181H248ZM235 179L238 180L239 178L237 177ZM13 180H14V183H13ZM37 180H39V182ZM137 180H139V179H137ZM182 180L181 181L179 180V181L183 182ZM208 180H209V183H208ZM30 181L32 183H29ZM154 181H156V180H154ZM194 181H195L196 184L194 183ZM221 181H222V183L223 182H226V183L222 184L219 187L218 183L221 184ZM15 182H16V184H15ZM17 182L18 183H22V184H18ZM159 182H158V184H156L157 182L156 183L154 182V183L158 186ZM173 182H174V184L172 185ZM200 182H203V183H200ZM227 182L228 183H233V184H228ZM4 183H6V184L8 183L7 186H6L7 189L5 187V190H4ZM148 183L152 184L151 180H149ZM148 183L145 182V184H148ZM161 183H160V185H162ZM187 183H186V185H187ZM191 183L193 184V187H190ZM204 183H208V184L205 185ZM211 183H213V184L215 183V184L213 185ZM1 184H3V186ZM12 184H14V185H12ZM225 184H228V185H225ZM19 185L20 186L25 185V187L16 190L15 186H19ZM148 185L144 186V184H143L140 187H137V189L140 190L143 186L146 188V186H148ZM177 185H179V183ZM180 185H182V183H180ZM194 185H195V188H194ZM201 185H203V186L205 185V186L202 187ZM208 185L209 186L212 185V186H210V188H209ZM215 185H217V187ZM259 185H260V188H259ZM9 186H10V188H9ZM121 186H123V185H121ZM153 186H151V187H153ZM206 186H208L207 188H209L210 190L212 189V190L207 192V190H209V189H205ZM213 186L216 187V188L219 187V189L221 191L218 192V190L216 188H212ZM222 186H224V187H222ZM144 187H143V189H144ZM104 188H106V187H104ZM118 188H119V186H118ZM190 188H194V190L190 189ZM256 188H258L259 190H257ZM181 189H182V187H180V190ZM195 189L197 190L198 193H194L196 191ZM126 190L127 189H125L124 191H126ZM106 191L107 190H105L104 192L106 193ZM153 191L154 190H152V192ZM181 191H179V192H181ZM132 192L135 193V191H132ZM132 192H131V194H133ZM142 192L145 193V191L141 190V192L138 191V194H134V195H137V197H138L139 194H141ZM152 192H151V194H152ZM202 192H204V193H202ZM209 192H212V193L210 194ZM105 193L103 195H105ZM199 193H201V194H199ZM214 193L216 194L215 196H214ZM111 194H109V195H111ZM112 195H116V193H114ZM143 195H146V193L143 194ZM147 195L149 196L150 193H148ZM147 195L141 197L142 196V194H141L140 198L139 197L138 198L141 200L142 198L144 199V197H147ZM157 195H156V197H160V195H158V196ZM197 195H199V196H197ZM200 195H201L202 198H198V197H200ZM210 195L213 196L214 198H211ZM127 196H130V195H127ZM105 197H106V195H105ZM150 197H151V201L153 202L154 199L152 200V198L154 196L153 197L150 196ZM166 197H167V194H166ZM205 197H207L206 200L205 199L202 200ZM113 198H115V197H113ZM185 198H186V200H189L190 198L192 199V200L190 199V201H189L190 204L188 202H186ZM197 198H198V200H197ZM208 198L211 199V200H209ZM110 199H111V197H110ZM143 199H142L141 202H143ZM130 200H131V198H130ZM134 200H136V199H134ZM146 200H147V202L149 204L150 203V201H149L150 198L149 199H147V198L145 199V203H146V206H147ZM20 202H22V203H20ZM91 202H93V201H91ZM91 202H89V203H91ZM107 202H106V206L109 205V203H110V202L109 203H107ZM195 202H197V203H195ZM89 203H88V205H89ZM113 203H111V204H113ZM117 203H119V202L116 201V204ZM128 203H130L129 200H128ZM185 203L189 204L188 207L186 206L187 208H185V206H184ZM85 204H82L83 207L81 208L82 209L81 211H83L85 208H87V207H85ZM131 204L132 203H130V206H131ZM139 204H140V201H139ZM102 205H105V204L102 203ZM124 205H126V204H123V207H125ZM192 205H194V206H192ZM110 206L111 205H109L108 207H110ZM119 206H120V204H119ZM89 207H91V206H89ZM92 207H94V204L92 205ZM108 207H107V209H108ZM123 207H121V208L123 209ZM68 208H72V209L67 213V215L62 216L61 214L64 212L65 209H68ZM127 208H128V205H127ZM127 208L125 207V211H127ZM93 209L95 210L96 207L92 208V210ZM97 209H100V207L97 208ZM104 209H106V207H104L103 210ZM182 209H185L183 211H185L186 213L182 212L181 211ZM146 210H149V212L146 211ZM187 210H190V213H189V211L187 212ZM107 211H110V210H107ZM122 211H124V209ZM152 211L154 212L153 214H152ZM168 211H170V213ZM172 211L174 213L175 212L176 213L172 214ZM85 212H86V210H85ZM103 212L106 213L102 217V219L104 220V216L107 215L108 213L105 212V211H103ZM110 212H112V211H110ZM114 212H115V210H114ZM146 212L151 214V216L154 215V217L152 216V218H151V216H149V215H145V216L142 215V213L144 214ZM93 213H95V212H93ZM160 213H161V217L159 216ZM178 213H180V214H178ZM116 214H117V212H116ZM162 214H164L165 216H166V214L167 215L170 214V215L166 216L165 218H162L164 216ZM101 215H102V213H101ZM76 216L79 217L78 215H76ZM111 216H113V215H111ZM146 216H149V217H146ZM156 216L159 218V220H158V218ZM115 217H117V216H115ZM151 219H154V221H152ZM156 219L158 220V222H156ZM163 219H165V221ZM81 221L82 220H79V222H81ZM127 221H129V222H127ZM88 222H90V224ZM96 222H97L98 226L96 225ZM55 223H57V222L55 221ZM102 223L103 222H101V224ZM35 224H34V226H35ZM29 225H31V223H29ZM82 225L85 228L82 227ZM103 225H104V223H103ZM36 226H35V228H37ZM74 226H76V225H74ZM111 226L112 227L116 226V228L115 227H113V228L116 229L117 231L119 230V232L116 233V231L114 229L112 231ZM29 227L30 226H28V227L26 226L25 229L26 228L31 229V227L30 228ZM57 227H58V225H57ZM91 227H93V228H91ZM21 228H23V226H21ZM33 228L34 227L32 226V229ZM79 228L80 229L83 228V229H85V230L87 229V230L84 231L82 229V231H83L82 232ZM110 228H111V230H110ZM127 228H129V229L127 230ZM8 229L10 230V232L6 233L5 231L8 230ZM62 229H60V230L58 229L59 230L58 233H60V235H61V232H62L61 230ZM92 229H94V230H92ZM100 229L106 230L107 232L106 233H105V231L101 232ZM124 229H126V230L124 231ZM23 230H24V228L22 229V231ZM71 230L73 232H75V231L76 232L75 233H71ZM96 230H98V232H96ZM17 231H18V229H17ZM51 231H53V229ZM42 232H40V233H42ZM68 232H69V234L71 236H67ZM84 233L85 234L87 233L86 234L87 236ZM53 234H54V236H52ZM80 234H81L82 237L79 236ZM55 235H57V238H56ZM88 235H90L89 238H88ZM52 237L53 238L55 237L56 239H53V240L54 241L57 240L58 242L54 243V241L51 240ZM48 238H50V241H52V243H48L47 242V241H49ZM65 238H67L66 242L64 240ZM76 239H77V241H80V243L82 245L80 243H79L80 245L79 244L77 245ZM59 240H61L62 242H65L64 244H68L69 248H68V246L65 245L66 247L64 246L65 247L64 250H61V249H63V246H61L63 244L59 243ZM72 240L75 241L76 243L73 242ZM81 240H83V242ZM71 241H72V243H71ZM4 243L8 244V246L10 245L11 247L9 246V248H7L8 246L5 245ZM12 243L15 244V246ZM43 243H45V244H43ZM57 243H59V244H57ZM71 244H73L74 248H72ZM88 244H91V245L88 246ZM1 245H0V249L3 248ZM39 245L37 244V246H39ZM42 245H43V247H42ZM58 245L61 246L60 249H58L60 247ZM74 245H76V246H74ZM44 246L46 247L45 249H44ZM83 247H85L87 250L85 248H83ZM28 248L29 249L32 248V249L29 250ZM66 248H67V251H68V249H70L69 253H67ZM75 248H77V249H75ZM81 248L83 250H81ZM71 250L74 251V253ZM23 251H25L24 254L22 253ZM80 251H82V252L80 253ZM48 253H51V254L48 255ZM35 254L38 255L37 256L38 258H36ZM46 254H47V256H46ZM52 254L56 257V259H55V257H53V259H52V256H53ZM63 254L61 256H63ZM69 254L70 255L72 254V256H69ZM80 254H82L83 256L82 255L79 256ZM84 254H86V256ZM9 255H10V258H9ZM11 255H13V258H11ZM3 256H0V257H2V260H3ZM44 257L46 259H49V260H46V259L44 260ZM58 257H59V259L57 260ZM19 258H17L18 262L20 261ZM35 258L37 260H35ZM67 258H69V260H71L72 262H73V260L75 262H73V263L71 261L69 262V261H67ZM54 259L57 260V261H55ZM52 260H53V263H52ZM78 260L79 261L82 260V262H79ZM2 262L3 261H1L0 263H2ZM11 262H10V264H11ZM4 264H5V262H4Z\"/></svg>","mask_w":264,"mask_h":264},{"label":"rangeland","instance_id":"374dc122","mask_svg":"<svg viewBox=\"0 0 264 264\" xmlns=\"http://www.w3.org/2000/svg\"><path fill=\"white\" fill-rule=\"evenodd\" d=\"M74 1H75V0H74ZM83 1H84V2H83ZM83 1H82V0H77L76 2H77L78 4H76V5H78V7H79V6L81 7V6H84V5L86 6V5L88 4V1H89L91 4H93V2H96V3H97V2H98V3H102V0H101V1H99V0H94V1H93V0H83ZM91 1H92V2H91ZM134 1H135V4H133ZM134 1H132V0H130V1H129V0H103V2H104L103 4H106V3L108 4V3H109L110 6L107 5V7H105V5H104L105 8L100 7L99 10H98V9L96 10V11H98V12L94 11V10H95V8H94V9H92V10H93L92 15H93V16L95 15V16H94L95 18L97 17V15H100L99 18H102V20L104 19V21L107 23V26H108V24L110 23V24H109V25H110L109 29L112 28V27H113V28H116V26H117L118 24H121L122 27H123V25H125V23H126V25H128V27L125 25V27H123V29H126V28H127V31H128V29H130V27L132 26L133 29H131V31H133L134 28H135V31H134L135 33H136V31H138L137 35H136V34L134 35V38H135V37L138 38V41H136V42L138 43V45H141L142 43H144V44H142V45H145V42H142L144 39L141 40V39H142L141 37H142V35L144 34V36L147 35L146 38L143 36V38H145V40H146V39H149V40H150V39H151V40L153 39V40H152V42H153L154 39H155L154 44H156L157 46H156V45H153L152 42H151V44H152V45H151V44L149 43L151 40H150V41L148 40V41H149L148 43L151 45L150 47H152V46L155 47V46H156V48H157V47L159 46L158 43L161 42V41L157 42L156 40H157V39L160 40V37H161V40L163 39V38H162V36H163L162 34H163V33L161 34V32H160V30H163V28H164V27H162L163 24H161V25L158 24L159 22H158V20H157L156 17H154V19L156 18L155 20H153V18H150V19H149V18H148V19H144V17H143L144 15L141 16V17L139 16V17L137 18V14H136V17H134V18H137V19H134L133 16H132V14H133V12H134L135 10L138 11V12H142V11H143V10H142L143 6H144V8H145V7H147V6L149 5V2L147 3V0H140V1H141L140 3H139V0H134ZM148 1H149V0H148ZM151 1H152V0H150V3H151ZM160 1H161V4H160V5H161L162 7L164 6L163 9H162L161 11H163L165 7H168V8H167L168 11H169L171 8H172L171 10L174 9L173 11H175V14H176L175 16H174V12H173V11L170 12V13H172V15H171V19H172V17L174 16V17H173V20H174V18L177 17V16H178V17H177L176 19H178V18L182 19L181 17H184L183 15L186 16V14H187V15H188L187 18H189L190 21H191V20L193 21V19H191V17H189L192 13H193V15H194V17H195L194 19H197L198 16H199V19H200L202 13H203V15H205L204 13H206V11H207V9H206V11L203 10V9H205V6H204V7L201 6V1H203V0H160ZM208 1H209V0H208ZM211 1H212V0H211ZM211 1H209V2L211 3ZM214 1H215V0H214ZM217 1H220V0H217ZM217 1H215V3H216ZM79 2H81L82 4L79 3ZM105 2H106V3H105ZM142 2H143V3H142ZM162 2H163V3H162ZM204 2H205V0H204L202 3H204ZM209 2H208V3L205 2V4H202V5H206V6L208 7ZM98 3H97V4H98ZM141 3H142V5H141ZM145 3H147L148 5L145 4ZM212 3H213V1H212ZM212 3L209 5V7H210V6L212 7V6L215 4V3H213V4H212ZM94 4H95V3H94ZM103 4H102V5H103ZM116 4H117V5H116ZM143 4H144V5H143ZM76 5H75V6H76ZM100 5H101V4H100ZM133 5H134L135 7H134ZM138 5H141V6H138ZM85 6H84V7H81V8L79 7V8L82 9V10H83L84 8H86V9H85L86 12L90 11V9H89V10L87 9V8H89L90 6H88V7H87V6L85 7ZM114 6H115V7H114ZM119 6H120L121 8H120ZM216 6H217V4H216ZM110 7H111V8H110ZM112 7H113L114 9H115V8H116V9H119V8H120V10H119L120 12L124 9V11H122L123 13H121V14H123L124 16H127V15L129 16V15H130V17L132 16L133 19H130V18H129V20H128V19H126V18L128 17V16H127V17H125V19H124V18H123V19H121V18L118 19L119 23H115V22H118L117 19L113 18L114 21L116 20V21L114 22L111 16H108V17H111V18H108V17H107V12H108L107 10H109V8H110V10H114V9H112ZM137 7H142V8H137ZM202 7H203V8H202ZM211 7H210V8H211ZM76 8H77V7H76ZM79 8H78V10H80ZM90 8H91V7H90ZM106 8H107V10H106ZM122 8H123V9H122ZM135 8L139 9L140 11L137 10V9H135ZM169 8H170V9H169ZM195 8H196V9H195ZM210 8H208V9H210ZM215 8H216V7H215ZM74 9H75V7H74ZM74 9H73V10H74ZM101 9H102V11H101ZM132 9H133V10H132ZM199 9H200L201 14H199L200 12H198V14H197V11H199ZM73 10H72V11H73ZM82 10H80V11H82ZM141 10H142V11H141ZM211 10H212V9H211ZM211 10H210V11H207V12H211ZM68 11H69V10H68ZM80 11H79V13H80ZM103 11H106V12H103ZM117 11H118V10H115V12H117ZM152 11H154V10H152ZM164 11H166V9H165ZM176 11L179 12V14H178ZM69 12H70V11H69ZM76 12L78 13L77 10H76ZM84 12H85V11L83 10L82 13H84ZM86 12H85V13H86ZM94 12H95V13H94ZM99 12H101V14H99ZM120 12H119V13H120ZM180 12H182V13H181L182 15H180ZM67 13H68V12H67ZM70 13H73V12H70ZM70 13H69V14H70ZM74 13H75V10H74ZM97 13H98V14H97ZM103 13H104V14H103ZM105 13H106V14H105ZM135 13H136V12H134V14H135ZM150 13H151V12H150ZM153 13H154V12H153ZM153 13H152V14H153ZM170 13H169V14H170ZM188 13H189V14H188ZM134 14H133V15H134ZM177 14H178V15H177ZM195 14H196V16H195ZM262 14H263V13H262ZM262 14L260 13V16H261V17H262ZM123 15H122V17H124ZM141 15H142V13H141ZM197 15H198V16H197ZM203 15H202V17H203ZM206 15H208V14H206ZM209 15L211 16V14H209ZM263 15H264V14H263ZM104 16H105V17H104ZM142 17H143V18H142ZM263 17H264V16H263ZM105 18H106L108 21H107ZM139 18H140V19H139ZM187 18H186V20H187ZM192 18H193V17H192ZM204 18H205V16H204ZM206 18H208V16H207ZM206 18L203 19V20L207 21ZM110 19H111V20H110ZM176 19H175V20H176ZM180 19H179V20H180ZM183 19H185V17H184ZM183 19H182V20H183ZM199 19H198V20H199ZM209 19H210V18H209ZM99 20H100V19H99ZM102 20H101V21H102ZM109 20H110V21H113V23H112V22H109ZM133 20H135V21H133ZM144 20H145V21H144ZM147 20H148V21H147ZM156 20H157V21H156ZM175 20H174V22H176V21L178 22V20H176V21H175ZM182 20L179 21V22L182 23ZM124 21H125V22H124ZM132 21H133V22H132ZM151 21H155V22H153V24L156 23V22H158V23L154 24L155 26L159 25L158 28H157L156 30H154L156 27H155V26H154L155 28L153 27V24H151V23H152ZM188 21H189V20H188ZM208 21H209V20H208ZM129 22H130V23H129ZM137 22H138V23H137ZM141 22H142V23H141ZM146 22H148V24H147ZM201 22H202V20L199 21L198 23H201ZM132 23H133V24H132ZM161 23H163V22H161ZM167 23H168V22H167ZM183 23H184V22H183ZM183 23H182V24H183ZM192 23H193V22H192ZM192 23H191V25H192ZM198 23H197V26H198V30H199V26H200V25H198ZM204 23H205V22H204ZM204 23L202 22V27L204 26V25H203ZM138 24H139V25H138ZM146 24H147L148 26H146ZM169 24H170V23H169ZM174 24H176V23H174ZM182 24H181V25H182ZM194 24H195V23H194ZM105 25H106V24H105ZM105 25H102V26L106 27ZM112 25H113V26H112ZM142 25H143V26H142ZM150 25H152V26H150ZM165 25H166V26H165ZM165 25H164V26L167 27V24H165ZM111 26H112V27H111ZM114 26H115V27H114ZM137 26H138V27H137ZM141 26H142V27H141ZM145 26H146V27H149V28H146V29H145V28H144ZM168 26H169V25H168ZM172 26H173V25L170 26V30L173 29L176 25L173 26V27H172ZM177 26H178V25H177ZM177 26H176V27H177ZM183 26H184V27H181V26H180L181 29L177 27L176 29L172 30V31H175V32H176V31H180L179 34H177V32H176V34L174 33L175 35H174V34L172 35L173 32L171 31V33L168 32L169 35L167 34V36H166V35H165V36L167 37V39L169 38L168 40H170V39H171L170 37H172V36H175V38H178L177 41H175L176 44H178V46H177V45H176V46L174 45V47H176V49H177V48L180 46V48H183V49H184V50H183L184 52L181 51L182 49H181V50H180L179 48H178V49H179L181 52H183V54H186V53H185V50H187V49H185V48H187V47L189 48V46L191 47V45H190L189 42H191L190 40H192V39L189 40V38L186 37L187 40L184 39V40H185V41H184V40H183L184 35H185V34H190V33L192 32V33L190 34V36H191V38L194 39V37H192V36H194L193 32L196 33V28H197V26L193 25L192 27L195 26L194 29H192L190 25H188V26L183 25ZM189 26H190V27H189ZM205 26H206V24H205ZM214 26H215V25H214ZM119 27H121V26H119ZM119 27H117V28H119ZM132 27H131V28H132ZM160 27H161V29H160ZM209 27H210V26H209ZM101 28H103V27H101ZM139 28H142V29L139 30ZM183 28H185V29H184V30H185L184 32L182 31ZM187 28H188V29H187ZM205 28L208 29V30L205 31L204 33L208 32V31H210V32L206 34V35H207L206 37H205V36H204V37H205L207 40L210 39V40L207 41L208 43H209V42H210V43L212 42V44H209V45H212V46L216 47L215 42H216V43L219 42V40H218V36L216 37V35H214L213 38H212V36H210V35L213 34V33H211V30H209L208 26L205 27ZM211 28H212V24H211ZM107 29H108V28H107ZM107 29H106V30H107ZM123 29H122V32H124ZM144 29H145V30H144ZM159 29H160V30H159ZM164 29H166V28H164ZM167 29L169 30V28H167ZM167 29H166V30H167ZM186 29H187V30H186ZM206 29H203V30H206ZM102 30H103V29H102ZM150 30H151V31H150ZM189 30H191V32H190ZM198 30H197V31H198ZM201 30H202V28H201ZM201 30H200V32L198 31V32H199L198 34H196L197 38H200V37H202V36L204 35V34L202 33L203 30H202V31H201ZM212 30L215 31V29H212ZM107 31H108V34H109V30H107ZM107 31H106V32H107ZM110 31H111V29H110ZM112 31H113V29H112ZM112 31H111V32H112ZM140 31H141V32L144 31L145 33L142 32V33H143V34H142ZM147 31L149 32V36H148ZM152 31H154L157 35H156L154 32H152ZM156 31H158V32H156ZM163 31H164V30H163ZM111 32H110V34H111ZM125 32H126V30H125ZM189 32H190V33H189ZM139 33H141L142 35L140 34L141 36H139ZM146 33H147V34H146ZM150 33H151V35H150ZM153 33H154V34H153ZM159 33H160V35H159ZM164 33H165V31H164ZM201 33H202L203 35H202ZM110 34H109V35H110ZM124 34H125V33H124ZM124 34H123V36L125 37L126 34H125V35H124ZM192 34H193V35H192ZM199 34H201L202 36L199 35ZM103 35H104V34H103ZM109 35H108V36H109ZM161 35H162V36H161ZM105 36H107V35H105ZM110 36L112 37V34H111ZM110 36H109V37H110ZM118 36H119V35H118ZM120 36H122V35H120ZM138 36L140 37L141 44H139L140 42H139V37H138ZM154 36H156V37H158V38H156V37H154ZM169 36H170V37H169ZM176 36H177V37H176ZM187 36H188V35H187ZM196 36H195V38H196ZM198 36H200V37H198ZM208 36H209V37H208ZM116 37H117V36H116ZM116 37H115V38H116ZM124 37H123V39H124ZM127 37H128V36H126L125 38L127 39ZM153 37H154V38H153ZM180 37H181V38L183 37V38L181 39ZM120 38H121V37H120ZM120 38H119V40H121ZM132 38H133V37H132ZM137 38H135V39H137ZM179 38H180V39H179ZM205 38H204V39H205ZM211 38H212V39H211ZM173 39H174V37H173ZM173 39H171V41H172ZM206 39H205V40H206ZM117 40H118V39H117ZM119 40H118V41H119ZM163 40H164V39H163ZM181 40H182L183 42H182ZM188 40H189V42H188L189 46H187L188 44H186V41H188ZM200 40H203V39L200 38ZM211 40H213V41H211ZM165 41L167 42V40H165ZM173 41H174V40H173ZM173 41H172V42H173ZM192 41H193L192 43H195L194 40H192ZM116 42H117V41H116ZM121 42H122V41H121ZM121 42H119V43H121ZM124 42H127V41H124ZM124 42H122V44H123ZM136 42H135V43H136ZM166 42H164V43L161 42V44H164V45H165V44H167V45L170 44V43H166ZM175 42H174V43H175ZM177 42H182V43H177ZM200 42H201V41H200ZM200 42H199V43H200ZM205 42H206V41H205ZM205 42H202V43H205ZM95 43H98V42H95ZM129 43H131V42H129ZM129 43H128V44H129ZM132 43H133V42H132ZM132 43H131L130 46H132ZM146 43H147V40H146ZM148 43H147V44H148ZM174 43H173V44H174ZM184 43L186 44V46L184 45ZM199 43H195V45H197V44H199ZM112 44H113V43H112ZM114 44H115V43H114ZM122 44H121V45H122ZM126 44H127V43H125L124 45L126 46ZM128 44H127V45H128ZM133 44H134V43H133ZM147 44H146V45H147ZM149 44H148V45H149ZM173 44H172V46H173ZM179 44H183V45H179ZM200 44H201V43H200ZM200 44H199V46H200ZM213 44H214V45H213ZM167 45H166V47H167ZM201 45H202V44H201ZM205 45H206V43H205ZM119 46H120V45H119ZM168 46H169L168 48H170L171 45H168ZM182 46H184L185 48L182 47ZM197 46H198V45H197ZM202 46H203V45H202ZM207 46H208V45H207ZM217 46H218V44H217ZM116 47H117V46H116ZM121 47H123V46H121ZM145 47H146V46H145ZM148 47H149V46H147V48H148ZM150 47H149V48H150ZM162 47H164V46H162ZM193 47H194V45H192V50H194ZM204 47H205V46H204ZM204 47L202 48V51H203V49L206 48V47H205V48H204ZM123 48H125V47H123ZM159 48H161V45L159 46ZM171 48H173V47H171ZM194 48H195L194 51H196V47H194ZM197 48H199V47H197ZM178 49H177V50H178ZM217 49H218V48H217ZM179 50H178V51H175V52L177 53V52H179ZM190 50H191V48H190ZM190 50H189V51H190ZM199 50H201V49H199ZM199 50H198V51H199ZM205 50H206L207 52L204 51V52H205V55H204V56H206V53L209 54L208 50H210V52L213 51V52H215V53H219V52L221 51L220 49H218L219 52H218V51H214L215 48H214V50H212V51H211V49H205ZM189 51L187 50L186 52H189ZM198 51L195 52L196 55H197V53L199 54V53L202 52V51H201V52H200V51L198 52ZM118 52H119V51H118ZM120 52H121V51H120ZM124 52H125V51H124ZM191 52H192V51H190V54H192ZM204 52H202V53H204ZM213 52H212V54L214 55ZM111 53H112V52H111ZM113 53H114V52H113ZM113 53H112V54H113ZM155 53H156V52H155ZM202 53H201V54H202ZM220 53H221V52H220ZM112 54H111V55H112ZM115 54H116V51H115ZM115 54H113L112 56H115V57H116ZM117 54H120V53H117ZM153 54H154V53H153ZM156 54H157V53H156ZM170 54H172V53H170ZM170 54H168V55H170ZM178 54H179V53H178ZM178 54H177V55H178ZM188 54H189V53H188ZM188 54H187V55H188ZM190 54H189V55H190ZM193 54H194V53H193ZM121 55H122V54H121ZM126 55H127V54H126ZM154 55H155V54H154ZM159 55H160V54L158 53L157 56H159ZM161 55H162V54H161ZM179 55H180V54H179ZM179 55H178V56H179ZM181 55H182V54H181ZM181 55H180V56H181ZM187 55H184V56H187ZM213 55H212V56H213ZM221 55H223V58H224V52H222V54H220V61H221V60H224V59L221 57ZM112 56H111V57H112ZM117 56H118V55H117ZM128 56H129V54H128ZM143 56H144V54H143ZM165 56H166V55H165ZM172 56H173V54H172ZM172 56L170 55L171 58H172ZM175 56H176V55H175ZM182 56H183V55H182ZM190 56H191V55H190ZM217 56H218V60H219V54H218ZM108 57H109V56H108ZM122 57L127 58L126 56H122ZM122 57H121V58H122ZM133 57H134V56H133ZM145 57H146V59H143L142 56H141L140 58L143 59V60L141 59L142 61L146 60V61H148L149 63H152V60H151V61H150V60H147V59L149 58V54H148V56H146V54H145ZM147 57H148V58H147ZM155 57H156V55H155ZM159 57L161 58V56H159ZM162 57H163V56H162ZM187 57H188V56H187ZM192 57H194V55H193ZM206 57H207V56H206ZM213 57H214V56H213ZM213 57H212V58H213ZM106 58H107V57H106ZM106 58H105V59H106ZM129 58H130V56H129ZM135 58H137V57H135ZM138 58H139V56H138ZM138 58H137V59H138ZM150 58H151V57H150ZM152 58H153V57H152ZM152 58H151V59H152ZM160 58L156 57V59H158L159 62L161 61ZM164 58H165V57H164ZM174 58H175V57H174ZM188 58H189V57H188ZM195 58H196V57H195ZM195 58H194V59H195ZM204 58H205V57H204ZM214 58H215V57H214ZM221 58H222V59H221ZM117 59H118V58H117ZM117 59H116V60H117ZM119 59H120V57H119ZM130 59H131V58H130ZM137 59H136V60H137ZM178 59H179V58H178ZM181 59H182V57H181ZM183 59H184V57H183ZM189 59H190V58H189ZM205 59H206V58H205ZM210 59H211V58L209 57L208 61H209ZM107 60H108V58H107ZM111 60H112V58H111ZM114 60H115V59H114ZM121 60H122V59H121ZM123 60H124V59H123ZM123 60H122V61H123ZM126 60H127V59H126ZM139 60H140V59H139ZM139 60H137V61H139ZM153 60L156 61L155 58H153ZM158 60H157L156 62H158ZM163 60H164V59H163ZM166 60H167V59H166ZM168 60H169V58H168ZM172 60H174V59H171V61H172ZM218 60L216 61V59H215V63H216V62H219V64L222 63V61L220 62V61H218ZM134 61H135V60H134ZM194 61L197 63V62L200 61V59H199V61H198V60H197V61L194 60ZM135 62H136V61H135ZM144 62H145V61H144ZM144 62H143L142 64H141V63H140V64L143 65ZM148 62H147V64H148ZM159 62H158V63H159ZM166 62H167V61H166ZM174 62H176V61H174ZM184 62H185V61H184ZM188 62H189V60H188ZM224 62H225V61H224ZM127 63L129 64V63H131V62L128 61ZM154 63H155V62H154ZM154 63H153V64H154ZM162 63H163V62H162ZM169 63H170V62H169ZM181 63H182V62H181ZM185 63H186V62H185ZM189 63H190V62H189ZM133 64L136 65V63H133ZM137 64H138V63H137ZM140 64H139V65H140ZM153 64H152V65H153ZM156 64H157V63H156ZM163 64H164V63H163ZM171 64H172V63H171ZM174 64H175V63H174ZM200 64H201V63L199 62V65H200ZM206 64L208 65L209 63H206ZM211 64H213V63H212V59H211ZM122 65H123V63H122ZM139 65L136 66V67H138V70H139V69H140V70H143V69H141L140 67H142V68H143L144 66L146 67V65H143V66H140V67H139ZM152 65H149V67L152 66ZM159 65H160V64H159ZM161 65H162V64H161ZM166 65H167V64H166ZM169 65H170V64H169ZM185 65H186V64H185ZM191 65H192V63H190V66H189V64H188V68L190 67L191 69H193V68H192L193 66L191 67ZM195 65H196V64H195ZM202 65H204V63H203ZM215 65L218 66L217 68H221V67H222L221 70H223V71L226 72L227 69H226V70L223 69V68H225V67H223V66H219L217 63H216ZM128 66H129V65H128ZM162 66H163V65H162ZM164 66H165V64H164ZM164 66H163V67H164ZM173 66L176 67V65H173ZM173 66H170V67L172 68ZM177 66H178V64H177ZM181 66H182V69H183V65H181ZM181 66H180V67H181ZM204 66H205V65H204ZM210 66H211V65H210ZM154 67H155V66H154ZM160 67H161V66H160ZM160 67H158V68H160ZM167 67H168V66H167ZM213 67H215V66H213ZM161 68H162V67H161ZM161 68H160V69H161ZM165 68H166V67H165ZM168 68H169V67H168ZM185 68H186V67H185ZM196 68L198 69V66H197ZM206 68H207V66L205 67V70H206ZM211 68H212V67H211ZM215 68H216V67H215ZM146 69H147V67H146ZM149 69H150V68H149ZM174 69H176V68H174ZM125 70H127V69H125ZM133 70H134V69H133ZM136 70H137V69H136ZM154 70H155V69H154ZM161 70H164V71H165L166 69H161ZM170 70H171V69H170ZM170 70H169L168 72H172V71H170ZM180 70H181V69H180ZM187 70H188V69H187ZM195 70H196V69H195ZM202 70H204V68L201 69V73H202ZM208 70H210V69H208ZM211 70H212V69H211ZM214 70H215V69H214ZM214 70H212V73L214 72ZM229 70H230V69H229ZM229 70H228V73H229ZM107 71H108V70H107ZM128 71H129V70H128ZM134 71H135V70H134ZM164 71H163V72H164ZM178 71H179V70H178ZM181 71H182V70H181ZM189 71H190V70H189ZM196 71H198V70H196ZM196 71H195V73H196ZM217 71H218V70L216 69V73H217ZM223 71H222V72H223ZM138 72H140V71H137V74H136V75H138ZM141 72H143V71H141ZM144 72H145V71H144ZM146 72L148 73V71H146ZM149 72H150V74L152 73L151 69H150ZM158 72H159V71H157V73H158ZM183 72H184V69H183ZM187 72H188V71H187ZM187 72H186V73H187ZM191 72L193 73L194 70H193V71L191 70V71H190V74H191V75H187V76H193V75H195V74L192 75ZM199 72H200V71H199ZM199 72H198V73H199ZM204 72L206 73V71H204ZM209 72H210V71H209ZM222 72L219 70V73H220L219 75H222V74H221ZM125 73H126V72H125ZM125 73H124V75H125ZM130 73H131V69H130ZM132 73H135V72H132ZM153 73H154V72H153ZM173 73H174V72H173ZM173 73H172V74H173ZM176 73H177V72H175V74H176ZM180 73H182V72H180ZM188 73H189V72H188ZM216 73H215V75H216ZM226 73H227V72H226ZM228 73H227V74H228ZM230 73H232V72H230ZM230 73H229V74H230ZM110 74H112V72H111ZM127 74H128V73H127ZM139 74H140V73H139ZM143 74H144V73H143ZM143 74H141V75H143ZM148 74H149V73H148ZM148 74H147V75H148ZM155 74H156V73H155ZM158 74H159V73H158ZM162 74H163V73H162ZM164 74H168V73H165V72H164ZM164 74H163L162 76L165 77ZM169 74H170V73H169ZM182 74H183V73H182ZM184 74H185V73H184ZM196 74H197V73H196ZM207 74H208V73H207ZM229 74H228V75H229ZM106 75H109V73H106ZM128 75H129V74H128ZM136 75H135V76H136ZM141 75L139 76L140 79L144 80L143 78H141ZM147 75H146V77H147ZM160 75H161V74H160ZM173 75H174V74H173ZM177 75H180V74L177 73ZM177 75H176V76H177ZM185 75H186V74H185ZM200 75L202 76L203 74H200ZM211 75H212V74H211ZM219 75H218V76H219ZM224 75H225V73H223L222 76H224ZM231 75H233V74H230V77H232ZM237 75H238V74L236 73L235 77H233V79H232L233 81L230 83L231 85L233 84V82H234L235 79L237 78ZM113 76H114V75H113ZM118 76H119V75H118ZM121 76H122V75H121ZM130 76H131V75H130ZM133 76H134V75H133ZM150 76H151V75H150ZM171 76H172V75H171ZM182 76H183V75H182ZM187 76H186V77H187ZM196 76H197V75H196ZM196 76H194V79H196V78H195ZM201 76L198 77V78H200V79L197 78L199 81L201 80ZM204 76H206L207 78L209 77V76L206 75V74H204ZM218 76H217L218 79H220V77H222V76H220V77H218ZM233 76H234V75H233ZM108 77H110V76H108ZM114 77H115V76H114ZM124 77H125V76H124ZM126 77H127V76H126ZM126 77H125V79H126ZM137 77H138V76H137ZM142 77H143V76H142ZM151 77H152V76H151ZM158 77H159V76H158ZM164 77H163V78H164ZM166 77L169 78V76H166ZM166 77H165V78H166ZM173 77H175V76H173ZM179 77H180V76H179ZM179 77H178V78H175V80L177 79L178 82L175 81V82H173V83H174V84L176 83L175 85H178V83H180L178 86L180 87L181 85H182V86L184 85L183 88H185V84H184V83H188V84H189V82H190L191 79L187 80L186 82H185V80H184V83H182L183 81L181 82V81H179V80H182L183 77H182V78L180 77V79H179ZM206 77H205V78H206ZM215 77H216V76H213V77H211V78H215ZM224 77H225V76H224ZM224 77H223V78H224ZM228 77H229V76H228ZM228 77H227V75H226V78H228ZM238 77H239V76H238ZM128 78H129V77H128ZM128 78H127V79H128ZM148 78H150V77H148ZM152 78H154L153 81L156 82L157 79H155V78H157V74H156V77L154 76V77H152ZM152 78H151V79H152ZM189 78H192V77H189ZM205 78L202 77L203 82H205V81H204ZM207 78H206V79H207ZM223 78H221L222 80H218V79L215 78V80H217V81H216V84L219 85V83H220V82H223L224 79L226 80V78H224V79H223ZM121 79H124V78L122 77ZM125 79H124V80H125ZM140 79H139V80H140ZM151 79H150V80H151ZM160 79H162V77H161ZM169 79H171V82L173 81L172 78H169ZM183 79H184V78H183ZM185 79H186V78H185ZM187 79H188V77H187ZM228 79H230V78H228ZM237 79H239V78H237ZM130 80H132V79L130 78ZM137 80H138V79H137ZM137 80L135 79V83H136V82H139V83H140V81H137ZM208 80H209V79H208ZM212 80H213V79H212ZM215 80L213 81L214 83H215ZM230 80H231V79H230ZM145 81H146V79H145ZM148 81H149V80H148ZM165 81H166V79H165ZM188 81H189V82H188ZM192 81H193V80H192ZM199 81H198V82H199ZM218 81H220V82L217 83ZM227 81H228V80H227ZM227 81H225L224 83H227ZM236 81H237V80H236ZM236 81H235V82H236ZM132 82H133V81H132ZM132 82H131V83H132ZM159 82H160V81H159ZM161 82H162V80H161ZM161 82H160V84H161ZM167 82H168V81H167ZM201 82H202V80L200 81V83H201ZM203 82H202V83H203ZM209 82H210V81H209ZM229 82H230V81H229ZM229 82H228V83H229ZM121 83H122V82H121ZM143 83H145V82H143ZM143 83H142V84H143ZM148 83H149V82H148ZM151 83H152V81H151ZM168 83L171 84V85H173V87H174V84H172V83H170V82H168ZM168 83H167V84H168ZM194 83H195V82H194ZM194 83L191 82L192 87H194V85H193ZM224 83H223V84H224ZM106 84H107V83H106ZM106 84H105V86H106ZM124 84H125V83H124ZM146 84H147V83H146ZM146 84H145L144 87H146V89H147V85H146ZM153 84H154V82H153ZM153 84L151 85V84L149 83V85H150V86L148 87L149 91H151V90H152L151 88L154 87ZM160 84H159V85H160ZM165 84H166V83H165ZM169 84H168V85H169ZM196 84H197V82H196ZM206 84H209V83L206 82ZM206 84H205V85H204V84H203V85H202V84H201V85L198 84V86H200V87L197 86V88H199V90L195 87V88L197 89V91H196L194 88H193V90H195V91L190 90V89H189V90L192 91V93H193V92H194V93L197 92L196 95L194 96V97H197V94L199 93L198 91H200L201 86H203V87L206 86V88H203V87H202V89H201V92H202V93H203V91H202L203 89H206V90H207V89L209 88V85H206ZM220 84H221V83H220ZM230 84H228V85H230ZM103 85H104V84H103ZM103 85H102V87H103ZM111 85H113V86H112L113 88H115V87L117 86V84H116V86H115L113 83H112ZM111 85H110V86H111ZM120 85H121V84H120ZM126 85H127V84H126ZM136 85H137V84H136ZM138 85H139V84H138ZM143 85H144V84H143ZM143 85H142V86H143ZM156 85H157V84H156ZM156 85H155V86H156ZM159 85H158V86H159ZM168 85H166V86L163 85V86H164L163 88H165V87L167 88ZM191 85H189V86L187 85V87L192 89ZM217 85H216V86H217ZM228 85H227V87H229ZM237 85H238V83H237ZM237 85H236V86H237ZM110 86H109V87H110ZM114 86H115V87H114ZM121 86L124 87L125 85L122 84ZM121 86H119V87H121ZM152 86H153V87H152ZM160 86H162V85H160ZM160 86H159V87H160ZM178 86H177V87H178ZM210 86H211V85H210ZM213 86H214V85H213ZM222 86H223V85H222ZM222 86H220L221 88H219L220 91L223 90V88H224V87H222ZM224 86H225V88H226V84H224ZM112 87H110L109 89H111ZM125 87H126V86H125ZM144 87H142V88H144ZM150 87H151V88H150ZM168 87H171V86L169 85ZM179 87H178V89H179ZM187 87H186V90H185V91H188ZM207 87H208V88H207ZM238 87H239V86H238ZM103 88H104V87H103ZM107 88H108V87H107ZM113 88H112V89H113ZM127 88H128V87H127ZM133 88H134V87H133ZM137 88H138V87H136V89H137ZM139 88H140V87H139ZM175 88H176V87H175ZM183 88H182L181 90H183ZM210 88L212 89V87H210ZM210 88H209V89H210ZM213 88H214V87H213ZM215 88L218 89V87H215ZM232 88H233V87H232ZM235 88H236V87H235ZM109 89H108V90H109ZM130 89H131V88H130ZM130 89H129V90H130ZM140 89H141V88H140ZM140 89H138L139 92L141 91ZM148 89H147V90H148ZM150 89H151V90H150ZM156 89H157V88H156ZM161 89H162V88H161ZM172 89H173V88H172ZM178 89H177V90H178ZM209 89H208V90H209ZM217 89H213V90H215V92H218ZM219 89H218V90H219ZM106 90H107V89H106ZM120 90H122V92H124V90H123L122 88H121ZM127 90H128V89H127ZM127 90H125L126 93L128 92ZM153 90H154V88H153ZM153 90L150 92V94H151L152 92H155V93H156L157 91L159 92L160 89L157 90V91H155V90L153 91ZM162 90H163V89H162ZM162 90H160L159 93H156V94L154 93V94H155V95H158V94L160 95V93H161ZM165 90H168V89H165ZM181 90L179 89V91H181ZM232 90H233V89H232ZM236 90H237V88H236L233 92H231L230 90H229V91H230L232 94H234V96H235V95H236L235 93L237 92ZM238 90H239V88H238ZM101 91H102V90H101ZM132 91H134V90L132 89ZM149 91H147V92H149ZM169 91H170V89L168 90V92H169ZM175 91H176V90H174V93H175ZM185 91H181V92H184V94H182V95H184V96H185V93H186ZM211 91H212V90H210V92H211ZM220 91H219V94H221V96H220V95H219V96L216 95V97L214 96V97H215L214 99H211V97H209L212 101H211L210 103H208L209 105H207V109H208V106H209V110H211V108H213V107L210 108V105H211V104L219 103L218 101H220V102L222 101V99H223V93H220ZM142 92H143V91H142ZM142 92H141V93H142ZM147 92H146V93H147ZM164 92H165V91H164ZM166 92H167V91H166ZM171 92H172V90H171ZM181 92H180V93H181ZM204 92H205V90H204ZM210 92H209V95L213 94V92H212L211 94H210ZM215 92H214V93H215ZM224 92H225V91H224ZM128 93H131V91L128 92ZM141 93H139V94H141ZM146 93L144 92L143 95H145ZM172 93H173V92H172ZM172 93H169V94L171 95ZM174 93H173V96H174ZM176 93H177V92H176ZM202 93H199V94H198V96H199V98H200L201 100H198V99L196 100V99H194L193 96H192V94H191L190 92L188 93V95L191 94V95H189V96H190V97L192 96L191 98H192V100L194 101V103H195L196 101H199V102L201 103V101H202L203 98H201L202 96H201L200 94H202ZM133 94H135V93H133ZM154 94L152 93L151 96H150V98L153 97ZM166 94H167V93H166ZM166 94H165V95H166ZM215 94H216V93H215ZM227 94L229 95V93L226 92V96H227ZM180 95H181V94H180ZM186 95H187V94H186ZM193 95H194V94H193ZM209 95H208V96H209ZM146 96H149V93L146 94ZM162 96H163V95H162ZM184 96H183V98H184V102H185V99L187 100V98H185ZM206 96H207V92H205V95L203 96L204 99H205V101H206V98H205ZM208 96H207V97H208ZM212 96H213V95H212ZM224 96H225V95H224ZM232 96H233V95H232ZM155 97H157V96H154V98H155ZM158 97H159V96H158ZM166 97H167V96H166ZM171 97H172V96H171ZM174 97H176V96H174ZM174 97H172V98H174ZM177 97H178V95H177ZM179 97H180V96H179ZM187 97H188V96H187ZM150 98L145 99V101L150 100ZM154 98H153V101L156 99V98H155V99H154ZM159 98H162V97L160 96ZM163 98H164V97H163ZM163 98H162V99H163ZM191 98L188 97V99H190V100H191ZM227 98H228V97H227ZM227 98H226V99H227ZM230 98H231V96H230ZM162 99H160V100L156 99V100H158V101L160 102V101H162ZM170 99H171V98H170ZM170 99H168V100L171 101L172 99H171V100H170ZM181 99H182V98H181ZM181 99L178 98L179 102H180ZM228 99H229V98H228ZM121 100H122V99H121ZM131 100L134 101L135 99H131V98H130V100H129V99H126L127 102H129V101H131ZM136 100H137V99H136ZM151 100H152V99H151ZM163 100H164V99H163ZM173 100H175V99H173ZM182 100H183V99H182ZM190 100L187 101V103H188L189 105H190L191 103H193V102H190V103H189ZM195 100H196V101H195ZM207 100H208V98H207ZM224 100H225V99H224ZM232 100L234 101L233 97H232ZM114 101H115V100H114ZM118 101H120V100H118ZM118 101H115V103L118 102ZM122 101H125V100H122ZM122 101H121V102H122ZM126 101H125V102H126ZM139 101H140V100H139ZM141 101H142V100H141ZM143 101H144V99H143ZM169 101H167V102H169ZM233 101L229 100L230 103L233 102ZM134 102L137 103V101H134ZM134 102H132V103H134ZM151 102H152V101H151ZM155 102H156V101H155ZM162 102H163V101H162ZM172 102H174V101H172ZM176 102H177V99H176ZM176 102H174V103H176ZM179 102H178V103H179ZM199 102H198V103H199ZM224 102H226V101H224ZM224 102H223V103H224ZM123 103H124V102H123ZM130 103H131V102H130ZM130 103H129V105H130V108H131V105L133 106L134 104H130ZM169 103H171V102H169ZM174 103H173L172 105H170V106L175 105L174 107H176V104H174ZM178 103H177V106H178L177 108H179V105H180V103H179V105H178ZM181 103H183V102H181ZM187 103H186V104H187ZM194 103H193V104H194ZM203 103H204V101H203ZM206 103H207V102H206ZM206 103H204V104L206 105ZM227 103H228V101H227ZM227 103H226V104L219 103V104H221V105H219L218 107H217V105H216V107H217V108H220V106L223 105V107H222L221 109L224 110L223 112H227L228 110H230V108H231L230 105L232 104V103H231V104H227ZM184 104H185V103H184ZM196 104H197V102H196ZM124 105H126V103L123 104V105H119V107L121 108V106L123 107ZM127 105H128V103H127ZM135 105L137 106V107L135 106V109H137V108L140 109V108H142V106H143V105H142V106L139 105V107H138L137 104H135ZM194 105H195V104H194ZM194 105H193L192 107H194ZM197 105H199V104H197ZM201 105H202V104H201ZM225 105H226V106H225ZM227 105H228V106H227ZM140 106H141V107H140ZM144 106H145V105H144ZM149 106H150V105H148V107H149ZM168 106H169V105H168ZM168 106H167V108H168ZM186 106H187V105H186ZM190 106H191V105H190ZM202 106L204 107V105H202ZM213 106H215V104H214ZM127 107H128V106H127ZM148 107L145 106V107H143V109L146 108V112H147V111L149 110ZM156 107H157V106H155V108H156ZM164 107H165V106L162 107L163 110H164ZM188 107H189V106H188ZM188 107L183 106V109H184V108H188ZM195 107H196V105H195ZM195 107H194V108H195ZM197 107L199 108V106H197ZM225 107H226V108H225ZM258 107H259V106H258ZM261 107H262V106H261ZM261 107H260V108H261ZM128 108H129V107H128ZM132 108H134V106H133ZM132 108H131V112H132ZM149 108H150V107H149ZM151 108H153V106H152ZM151 108H150V110L148 111L149 114H152V115H154V116H156V115L158 116L159 113H160V108H161V106H160V108L158 107L159 109L156 108V109L158 110V112L155 111V112H157V113H154V112H153L154 114L151 112V111H154V109L152 110ZM171 108H172V107H171ZM177 108H176L175 111H174V109H173V110L171 109V111H174V112H172V113H175V114L177 115V113L181 114V112H184V113H185V112L187 111V109H186L185 111H184V110H181V109H182L181 105H180V108H179L180 110H179V111L177 110ZM198 108H196V109H198ZM201 108H202V107H201ZM217 108H216V109H217ZM256 108H257V107H256ZM124 109H126V108H123V110H124ZM189 109H190V108H188V111H187L186 113H188V112L191 113V111H192V115H194V114H193V113H194V109L191 108V111H190ZM192 109H193V110H192ZM196 109H195V110H196ZM202 109H203V108H202ZM213 109H214V108H213ZM216 109H215V110H216ZM262 109H263V108H262ZM121 110H122V109H121ZM121 110L119 109L120 114H121ZM126 110H127V109H126ZM166 110H170V107H169V109H166ZM199 110H201V109H199ZM199 110H198V112H200L201 114H203V111H199ZM217 110L219 111L220 109H217ZM253 110H254V109H253ZM133 111H136V110H133ZM140 111H141V113H139V111H138L137 113H131V112H129V113L132 115V116H130V118L132 117L131 120H132V119H135L136 117H133V115H135V114L137 115L138 113H139V115L141 114V117H144V119H146L147 117H150V115L147 114L148 112L146 113V117H145V116H143L144 114H142V110H141V109H140ZM171 111H170L169 113H171ZM177 111H178V112H177ZM207 111H208V110H207ZM218 111H217V112H218ZM258 111H260V110L258 109ZM261 111H264V110H261ZM261 111H260V112H261ZM150 112H151V113H150ZM164 112H165V111H164ZM164 112H161V113H162L163 115L166 113V115H167L168 111H166L165 113H164ZM195 112L197 113L196 115H198L197 110H196ZM213 112H214V110H213ZM223 112H221V113H223ZM124 113H125V111H124ZM127 113H128V112H127ZM161 113H160V114H161ZM172 113H171V114H172ZM184 113H182V115L174 116V118H173V115H174V114H173L172 116L169 114L170 117H168L169 115H167V117L173 119V122H175L174 119H175L176 117H178V118H182V116L184 115ZM190 113H189V114H190ZM209 113H211V112L209 111ZM215 113H216V112H215ZM215 113H213V116H215V115L217 116V114H219V112H218L217 114H215ZM228 113H229V112H228ZM228 113H227V114H228ZM130 114H129V115H130ZM155 114H156V115H155ZM189 114H187V115H189ZM207 114H208V113H207ZM214 114H215V115H214ZM223 114H224L225 116H223V115L221 114V116H222V117L220 116L221 118L226 117V114H225V113H223ZM259 114H261L260 116H262V117H261V119H262L263 116H264L263 113L261 112V113H258L257 115H259ZM121 115H122V114H121ZM139 115H137V116H139ZM147 115H148V116H147ZM152 115H151V116H152ZM192 115L190 114V115L188 116V117H189L188 119L193 120L194 117H193V119H192V118H191ZM219 115H220V114H219ZM252 115H254V113H253ZM257 115H256V116H257ZM122 116H123V115H122ZM122 116H120V118H121ZM126 116H127V119H129V118H128L129 116H128L127 114L121 118V119H122L121 121L119 120L120 118L118 119L120 122H122L123 120H124V121H123L124 123L126 122L125 124L122 122V124H123V127H122V128L124 129V128L126 127L124 130L129 129L130 127H132V126L129 124V122H130V123L132 122L131 124L134 125V126L138 129V128H139V124H137L138 122H136V124H137V125H136L134 121H136V120L138 121L139 119H136V120H134V121L132 120V121H129V122H128V120H127V121L125 120V117H126ZM179 116H181V117H179ZM194 116H195V115H194ZM205 116H206V112H205V114L203 115V119L205 118ZM209 116H210V114H209ZM211 116H212V115H211ZM249 116H250V115H249ZM254 116H255V115H254ZM256 116L254 117L255 119H254L253 121L256 122L257 119H258V122L261 121V120H259V118H258L259 116H257V117H256ZM33 117H34V116H33ZM118 117H119V116H118ZM159 117H161V115H160ZM162 117H164V116H162ZM201 117H202V116L200 115L198 121H196L197 123H195V125H193L192 128L188 125V126L190 127V129H188V131H191V130L196 129V128H201V125H200V124H201L202 122L207 121V120H208V121H207L208 123H207L206 125L203 124V123H202V124H203L204 126H208V125H209V119H210L211 117H209V118L207 119V117H208V116H207L205 121H203L202 119L200 120ZM252 117H253V116H252ZM137 118H138V117H137ZM139 118H140V117H139ZM154 118H157V117H153V116H152V117H151V121L153 120V122H154ZM165 118H166V116H165ZM178 118H176V119H178ZM184 118H186V117H183L182 119L184 120ZM195 118H196V116H195ZM214 118H215V117H214ZM214 118L212 117V119H214ZM250 118H251V117H250ZM256 118H257V119H256ZM29 119H30V118H29ZM141 119H143V118H141ZM141 119H140V120H141ZM147 119H148V118H147ZM162 119H163L162 124H163V123L167 124L166 122H169V120H170V119H169V120L166 119L167 121L165 122L164 118H161V120H160V118H159V121L161 122ZM176 119H175V120H176ZM182 119H181V120H182ZM188 119L186 118V122H187ZM217 119H218V116H217ZM217 119L215 118L216 122H218L219 120L221 121V119H219L218 121H217ZM252 119H253V118H251V120H252ZM30 120H31V119H30ZM33 120H34V119H33ZM33 120H32V122H33ZM36 120L38 121V119H36ZM36 120H35V121H36ZM47 120H48V119H47ZM129 120H130V119H129ZM148 120L150 121V119H148ZM155 120L157 121V122L155 121V122H156V127L159 126V128H161V125H158V126H157V124H159V123H158V118L155 119ZM178 120H179V119H178ZM178 120H177V121H178ZM183 120H182V121H183ZM215 120H214V121H215ZM245 120H246V119H245ZM245 120H244V121H245ZM251 120H250V121H251ZM37 121H36V122H37ZM39 121H40V120H39ZM39 121H38V123H40ZM48 121H49V120H48ZM116 121H117V120H116ZM144 121H145V120H144ZM151 121H150V122H151ZM177 121H176V122H177ZM184 121H185V120H184ZM193 121H194V120H193ZM210 121H211V119H210ZM253 121H251V124H250V122H248L247 125H244V126L241 127V128H243V130H246L247 127H248L249 130H246L247 132H250L251 130L254 131L253 134L256 132V133L254 134L255 136H253V134H251L252 132L249 133V134L252 135L253 137H255L254 140H255V139L260 140L258 137L261 138V137L264 135V131L262 130V133L260 132V131H261V130H260L261 127H260L259 130H258L259 132H258V131H255V130L253 129V126L255 125V123H252ZM113 122H114V121H113ZM139 122H141L140 124L144 123V122H142V120L139 121ZM153 122H152V123H153ZM155 122H154V124H155ZM176 122H175V123H176ZM186 122H185V123H186ZM188 122H189V121H188ZM191 122H192V121H191ZM199 122H201V123L199 124ZM216 122H215V123H216ZM241 122L243 123V121H241ZM25 123H26V122H25ZM38 123H37V125H38ZM49 123H50V122H49ZM109 123H110V122H109ZM152 123H150V124H149V122L146 123V125L149 124V125H147V127L150 126ZM170 123H171V125H175V126L177 125V123H176V124H174V123L172 124V121H171ZM170 123H168V124L170 125ZM179 123H182V122H178V124H179ZM205 123H206V122H205ZM212 123H214V122L211 121L210 124H212ZM256 123H257V122H256ZM262 123H264V118L262 119V121H261L259 124L262 125ZM41 124H42V122H41ZM102 124H103V123H102ZM128 124H129V125H128ZM154 124H153V126L151 125V127H152V129H153V130H152L153 132H154V128H153V127H154ZM160 124H161V123H160ZM165 124H163L162 129H164V126H165V127L168 126V124H167V125H165ZM186 124H187V123H186ZM186 124L183 125V123H182V125L179 124L178 127H172V130H173V131H174V128H175V130H176V128L178 129L179 127H180L179 129H181V130H178L179 132H178L177 136H176V134L174 133L176 137H175L174 135L171 136V137H173L172 139L169 138L170 136H166L165 138H163V137H164L163 134H164L165 132L161 129V130L164 132V133H162L161 130H156V127H155V131H157L156 134L158 133L157 135L159 136V133H161L163 137H162L161 134H160V138H163L164 140L160 139L159 141L155 142V141L159 138V137L155 136V137L157 138V139H156V138H155V139L153 138V139L155 140V141H153V142H155V143H151V142H152L151 140L149 141V142L151 143V144H149V145H148V143L146 142L148 146H147L146 144L144 145V143H143L144 146L141 145L143 148L139 149L140 151L138 150V148L135 149V148L133 147V146H135V144H136V143L133 144L134 142H137V141H138L136 145H138V143L141 144V141H140V140H141L142 138H145V136L143 137L141 134H139V133H141V132H140V128H139V129H138L139 131H137V132H138V137H137V138L135 137V139H136L137 141L134 139V142H132V139H131V142H132V144H133V146H131V147H133V149H131V150H132V153H131V151H130V154L126 153V152H129V149H128V151L125 150V148L127 147V144L130 142V139L125 138V140L123 141V140H122V137H123V136L121 137V136H118V135H119V133L122 132L120 135L124 134V135H125L124 137H127L126 134L129 133L128 135L130 136V134H131V137L134 138V137L132 136L133 133H136V129H134V128H135L134 126H133L134 128H133V127L131 128L133 133L130 132L131 130H128L129 132H127V130H126L127 133L125 132V133H126V134H125L123 131H121V130L119 131V130H116V129L113 128V127H115L114 125H116V128H121V126H120L119 123H118V124L115 123V122L112 123V125H113L112 127H111V123H110L108 126H106V127H104V126H105L104 124H103L104 126L101 125V124H100L101 126L98 125V127H101V128L104 129V130H105V128H108V129L105 130L106 132H108V133L110 134V137H111V139H110V137L108 138V140H110V141H108V143H110V142L113 143V141L115 142V140L113 139L114 137H115V138H120V137H121L120 140L123 141L124 143L121 142V141H120V143L125 144V145H126V146H124L125 148L122 146V144H121V147H119V145H116V144L118 143L119 140H117V142H116V144H115L116 146H118V147L120 148L119 153H120L121 155H122V153H123V152H122V149H124V150L126 151V152H125L126 155H125V156L122 155V156L120 157L121 159L119 158L120 155L117 154V153H116V154H117V155H116L115 152H114V150H113V149H114L113 147L115 146L114 143H113V144H108V143H107V140H106V143H107V144H106L105 141H104L105 139L102 140V138H101V140H99L100 137H101L100 135H99L100 137L98 136L99 138L97 137V135H98V131H101V130H100L101 128H100L98 131H96L98 127H96V126L94 127L95 130H93V131H95V132H94L95 134H96V132H97V134H96L95 138H94V136H93V138H89V139H90V142H89V143L91 144V142L93 141V140L91 141V139H95V141L97 142V144H98L99 141H102V142H101L102 144L99 142V147H98V148H100L101 146H103V147H102L103 149L100 148L101 150H100V149L98 150V148H97V150H95L96 153H97V151H98V152L102 151V153H103V154H102V155H103V158H102L100 161L97 160V164L100 163V162H101V164H102V162L104 161L103 159H105V162L107 161L106 158L108 157V155L105 156L104 154H107L109 151H111V150H109L110 148L108 149V146H113V147H112L113 149L111 148L112 151H113V153H112V151H111V154H112V155L110 154V152L108 153L109 155H111L112 157H113V154H115V156H118V155H119V156L116 157V158H115V156H114L113 159H110V161H113V160H114L113 163L118 162V161H121V160H122V161H123V160L128 161V160H131V159H137V158L139 159L140 157H143V156H151V157H152V155L155 153L156 150H159V149L162 150V148L165 147L166 145H168V146H167V148L165 149V151L169 152L170 150H172V145H173V143L177 142L181 137H184V135H186V133H185V130H186V129L184 128V127L186 126ZM189 124H190V123H189ZM249 124L251 125L252 128L249 127V126H250ZM117 125H119L120 127H119V126L117 127ZM125 125H126V126H125ZM171 125H170V126H171ZM199 125H200V126H199ZM239 125H240V122H239ZM248 125H249V126H248ZM102 126H103V127H102ZM109 126H110L111 128H110ZM137 126H138V127H137ZM140 126H142V125H140ZM191 126H192V125H191ZM198 126H199V127H198ZM257 126H258V123H257ZM143 127H146V126L143 125ZM143 127H141V128H143ZM202 127H203V126H202ZM238 127H239V126H238ZM244 127H246V128H244ZM254 127H255V126H254ZM258 127H259V126H258ZM262 127H263V129H264V125H262ZM109 128H110V129H109ZM149 128H150V127H149ZM159 128H158V129H159ZM166 128H167L168 130H167ZM166 128L164 129L165 131H166V130H167V132H168V131H171V129H170L171 127H166ZM255 128H257V127H255ZM111 129H113V131L115 130V133H116V134L113 133L114 136L111 135V134H112V133H111V131H112ZM123 129H122V130H123ZM133 129L135 130V132H134ZM143 129H144V128H143ZM143 129H142V130H143ZM184 129H185V130H184ZM236 129H238V128L236 127ZM250 129H251V130H250ZM261 129H262V128H261ZM104 130H103V131H104ZM109 130H110V131H109ZM142 130H141V131H142ZM144 130H145V129H144ZM147 130H149V129L147 128ZM150 130H151V129H150ZM238 130H239V129H238ZM256 130H257V129H256ZM105 131H104V134H106V136H107L108 134H107ZM113 131H112V132H113ZM158 131H159V132H158ZM160 131H161V132H160ZM182 131H183L184 133H183ZM240 131H241V130H239V132H240ZM246 131H245V132H246ZM117 132H119L118 135H117ZM143 132H144V131H143ZM143 132H142V134H143ZM147 132H149V131H147ZM150 132H151V131H150ZM153 132H151V133H153ZM167 132H166V134H167ZM186 132H187V131H186ZM232 132H233V131H232ZM234 132H235V130H234ZM237 132H238V131L236 130V133H237ZM245 132H244V133H245ZM247 132H246V133H247ZM99 133H100L102 136L104 135V134H102V132H99ZM151 133H150V134L148 133V134L151 135ZM236 133H234V135H235ZM240 133H241L240 135H242L243 132H240ZM244 133H243V135H244ZM257 133H260V135H259L258 137H256V136H257V135H256ZM21 134H22V133H21ZM21 134L19 133V135H21ZM136 134H137V133H136ZM154 134H155V133H154ZM170 134H171V133H170ZM172 134H173V133H172ZM172 134H171V135H172ZM179 134H180V135H179ZM231 134H232V133H231ZM261 134H262V135H261ZM14 135H15V134H14ZM17 135H18V134H17ZM17 135H16V136H17ZM86 135H87V134H86ZM90 135H91V134H90ZM93 135H94V134H93ZM116 135H117L118 137H116ZM133 135H134V134H133ZM139 135L142 136V138H141ZM144 135H146V132L144 133ZM149 135H148L147 137H149ZM167 135H169V133H168ZM234 135H233V136H234ZM22 136H23V135H21V137H22ZM79 136H80V135H79ZM83 136H84V135H83ZM106 136H103V138H106ZM112 136H113V137H112ZM129 136H128V137H129ZM134 136H135V135H134ZM0 137H4V136H1V134H0ZM23 137H24V136H23ZM44 137H45V136H44ZM44 137H43V138H44ZM87 137H88V136H87ZM89 137H92V135L89 136ZM124 137H123V138H124ZM147 137H146V139H147ZM230 137H231V136H230ZM14 138H15V137H14ZM31 138H32V137H31ZM54 138L57 139L56 137H54ZM71 138H72V137H71ZM80 138H81V136H80L78 139L76 138L77 140L75 139V137L72 138V139H74V141H78V140L80 141V140H81ZM96 138H97L99 141H97ZM138 138H139L140 140H138ZM149 138H150V137H149ZM263 138H264V136H263ZM11 139L13 140L12 137H11ZM15 139L18 140V138H15ZM21 139H23V138H21ZM25 139H26V138H25ZM33 139H34V138H33ZM45 139L48 140V137L45 138ZM49 139H50V138H49ZM55 139H54V140H55ZM58 139H59V138H58ZM58 139H57V141H58ZM60 139H64V138L61 137ZM60 139H59V140H60ZM68 139H69V138H68ZM82 139H84V137H83ZM106 139H107V138H106ZM150 139H151V138H150ZM28 140H30V139H28ZM35 140H37V139L35 138ZM42 140H44V139H42ZM51 140H52V138H51ZM69 140H70V139H69ZM69 140H67V141L70 143ZM87 140H88V139H87ZM87 140H86V141H87ZM111 140H113V141H111ZM127 140H129V142L126 144L125 142H126ZM144 140H145V139H144ZM148 140H149V139H147V140H145V141H148ZM174 140H176V141H174ZM261 140H263V139H261ZM32 141H33V140H32ZM32 141H31V142H32ZM55 141H56V140H55ZM57 141H56V142H57ZM62 141H63V140H62ZM62 141H61V142H62ZM64 141H66V139H64ZM74 141L72 140L73 143H74ZM79 141H78V143H79ZM82 141H83V140H82ZM103 141H104V142H103ZM139 141H140V142H139ZM168 141H170V143H169ZM255 141H256V140H255ZM255 141H253L252 143L254 144ZM24 142H25V141H24V139H23V143H24ZM34 142H36V141H34ZM42 142H43V141H42ZM44 142H45V141H44ZM48 142L51 143V141H47V142H45V143L47 144ZM68 142H67V143H68ZM83 142H85V140H84ZM83 142H82V146L84 145ZM87 142H88V141H87ZM87 142H85V146H84V147H85V150H88V148H89L88 145H90V144H88ZM142 142H144V141L142 140ZM158 142H160V143H158ZM263 142H264V141H263ZM36 143H37V142H36ZM39 143H40V142H39ZM39 143L37 144V146L39 145ZM64 143H65V142H63V144H64ZM67 143H66V144H67ZM76 143H77V142H76ZM86 143H87L88 145H86ZM104 143L106 144V147H107V148L105 147ZM256 143H260V142L257 141ZM43 144H44V143H43ZM46 144H45V145H46ZM59 144H60V143H59ZM70 144H71V143H70ZM70 144H69V145H70ZM132 144L130 143V145H132ZM140 144H139V145H140ZM154 144H155V145H154ZM51 145H53V144L51 143ZM69 145H68V146H69ZM92 145H94V148H96V146H98V145H95V143L91 144L90 146H92ZM107 145H108V146H107ZM152 145H154V146H152ZM229 145H230V144H229ZM235 145H236V144H235ZM235 145H233V146L236 147V148H239V147H240V146L237 147L238 145H237V146H235ZM258 145H259V144H258ZM263 145H264V144H263ZM263 145H262V143H261V148H262ZM40 146H42V145H40ZM60 146H61V145H60ZM68 146H67V147H68ZM116 146H115V149L118 148V147L116 148ZM128 146H129V145H128ZM141 146H139V147H141ZM226 146H228V145H226ZM251 146H252V144H251ZM256 146H257V144H256ZM42 147H43V146H42ZM53 147H56V143H55V146L53 145V146L50 147L51 150H52ZM58 147H59V145H58ZM65 147H66V146H65ZM86 147H87V149H86ZM122 147H123V148H122ZM131 147H127V148H131ZM137 147H138V146H137ZM144 147H146V148H144ZM228 147H230V146H228ZM252 147H255V146L253 145ZM263 147H264V146H263ZM50 148H49V149H50ZM56 148H57V147H56ZM56 148H55V150H56ZM60 148H61V147H60ZM119 148H118V149H119ZM121 148H122V149H121ZM226 148H227V147H226ZM244 148L248 149L247 152H249L251 147L249 148L248 146H247V147H244V146H243V150L241 149V151H242L241 153H245V152H246V151L244 150ZM258 148H259V146H258ZM46 149L48 150V147H47ZM118 149H117V150H118ZM134 149H135V150H138V151H135ZM144 149H146V150H144ZM224 149H225V148H224ZM234 149H235V148H234ZM234 149L232 150V149L230 148L229 150H232V151H235V152L238 151L237 149H235V150H234ZM253 149H254V148H253ZM259 149H260V148H259ZM2 150H3V149H2ZM4 150H5V151H2V154L4 155L3 157H6L5 155H8V156H9L10 153H7V152H11V153H13L12 151H7V150H10L9 148L4 149ZM39 150H40V149H39ZM55 150H53V153L58 151V150H57V151H55ZM65 150H66V148H65ZM90 150H91V149H90ZM93 150H94V149H93V147H92V150H91V155H92V156H93V152H95V151H93ZM105 150H106V151H105ZM143 150H144V151H143ZM153 150H154V151H153ZM186 150H188V148L183 149V151L180 150V151H182L183 153H181L180 151H178V152H180L181 155L184 154V155H183L184 157L182 156L183 158H181L180 154H179V155H176V154H178V153L172 154L173 156H172V155H170V156L167 155V157H165V158H167L169 161H166V162H165V161L163 160L166 164H165L162 160H161V164H160V163L157 164V163H156V160H154V158H153L154 161H153V163H152L151 166L147 167L148 169H146V168H145V170H144V169H141V170H142V173L145 174V175L148 174V173L146 174V172H147V170L150 169V171H151L150 173H151V174H149L150 176H149V175L145 176L146 178H144V177L141 178V176H140V177L138 176L139 178L136 177L138 174H142V173H140L141 170H139V173L137 172L138 174H136V176H135V178H134L135 180H134L133 178H132V180H131V179H125V180L123 179V180H120V181H118V182H116V183H107V184H104V185L100 188L98 194H100V195H99L100 197L104 196L101 202H102L103 204H105V205H102L101 202H96V203H95L94 201H95L96 199H94V200L91 199V200H90V198H89V199L83 200L81 203H82V204H85V203H86L87 205L85 204V207H87V208H85L83 211H81V210H82L81 208L83 207L82 204H81V206L79 205V206H77L76 208H73V210H72L69 214H71V216H72L73 214H75V213L78 211V213H76L75 216L78 215L79 217H77V216H76V217H75V216H72L74 220H73L72 222H69V223L66 224L68 227L70 226V228H68V227H67V228H68L69 230H70V229H73V230H74V228H76V227H80V224H83V223H85L87 220H89V217H90L91 215H93V216H92V217H94L93 219H96L97 217H95V214H97V211L99 212V210H101V208H102V210H103L104 207H106V209H104L103 211L107 212L108 214L104 216V220H103L102 217H103V215L106 214V213H104L102 210H101L102 212H101V211L99 212L100 214L98 213V214L100 215L99 218H101V221H98L99 219H97L98 224H99V222H100V226H99V227L102 228V226H105V228L108 230V228L106 227V225H107V226H110V225H111V221L114 220V219H116V220L113 221L112 223H115V222L117 221L116 223L118 224V222H120V221L122 220V219L120 218V217H122L121 214H126V215H125L126 217L124 216V217L126 218V220L128 219L130 222H133V219H134L135 217H134V218H129V217H127L128 214L131 213V214H130L131 217H132V216H137V217H138V216H140V214H141V212H142V211H140V210H145V209H143V206H142V205H144V207H146V209H149L150 207H152L153 203L155 204L156 202H157V203L159 202V201H156L158 198L161 199V200H163V198L161 197V195H162V191H163L162 188L166 187V186H165V183H166V181L168 182V179H170V180L172 179V181H173V180L175 181V180H178V179L181 181V180L183 179V180H182L183 182H180V181L178 180L179 185H177V184H178V183H177V184H175V185H176L175 188L173 187V188L176 190V187H177V189H178V186H179V191H181V190H182V191H181V192L178 191L177 195H176V192H175V194H173V195L170 194V196L172 195V199H171L170 201H172V200H173V197L176 196V197H174V200H173V203H172L173 206H174L175 204H177V201H179L181 197L184 198V197L186 196V198H188V197L191 196V198H192V196H194L193 194H191V192H190L191 190L189 191V189H188L189 187H188L187 189L185 188V187H187L188 185H190V183H189V184L187 183V178H188V177H187V176H188L187 173L190 172L189 174H192L193 171H194V172H197V171H200V170L202 171V170H204V169H202V168H209L210 166H214V165H215V167H216V165H217V166H218V165H219V166H221V165H226V166H228V165H229V167H230V165H232V166H233V165L236 166V165H244V163H246V164L251 165L252 167H256V168H259L261 171H264V165H263V164H264V163H263V162H264V161H263V160H264V159H263V158H264V155H263V157L261 158V160L263 159V160H262L263 162H261V160L258 161V162H255V161H254V160L256 159L255 155L260 154V150H258L259 152H257L256 149H255V153H256V152H257V153H256V154L254 153V157H250V158L248 157V155L251 156V154H253V153H250V154H249V153H247V152H246V154H247L246 156H247V157H245L244 154H240V156L244 155V156L241 157V158L238 157L239 152H237V153H236L237 155L235 154V156H237L238 159H236L237 157H235V156H234L235 159H231L232 157L224 158V157H220V156L217 155V156H218V159L216 160V157H215L216 155H215V154H214L215 156H214V155H210L211 157H210L209 155H208V156H205V157L203 156L202 158L200 157V160H199V158H198V161L193 162V164H191V165L188 164V163H183V161L181 162V160H184V161H185V159L189 158V157L187 156V154H186L187 152H184V151H186ZM261 150H262V149H261ZM6 151H7V152H6ZM37 151H38V150H37ZM92 151H93V152H92ZM103 151H104V152H103ZM115 151H116V150H115ZM133 151H135V152H133ZM223 151H224V153L229 152V151H227V150H226V152H225V150H223ZM239 151H240V148H239ZM4 152H6L7 154H5ZM44 152H45V154L47 153L46 151H44ZM49 152H50V151H49ZM87 152H88V151H87ZM87 152H86V153H87ZM89 152H90V151H89ZM89 152H88V153H89ZM121 152H122V153H121ZM136 152H138L139 154L136 155V154H137ZM251 152H252V151H251ZM262 152H264V151H262ZM262 152H261V153H262ZM50 153H51V152H50ZM53 153H52L51 155L54 156L55 153H54V154H53ZM57 153H58V152H57ZM57 153H56V154H57ZM59 153H60V152H59ZM88 153H87V154H88ZM100 153H101V152H100ZM100 153H97V154H98L97 157L99 156ZM133 153H134V154H133ZM144 153H145V154H144ZM220 153H222V151H221ZM220 153H219V154H220ZM233 153H234V152H233ZM233 153H232V154H233ZM2 154H1V150H0V156H1V157H2ZM40 154H41V153H40ZM56 154H55V155H56ZM123 154H124V153H123ZM127 154H128V155H127ZM216 154H217V153H216ZM13 155H14V154H13ZM43 155H44V154L42 153V157H43ZM46 155H47V154H46ZM88 155L91 157L90 153H89ZM88 155H87V156H88ZM94 155H95V153H94ZM229 155H230V154H229ZM233 155H234V154H233ZM233 155H232V156H233ZM8 156H7V158H4V160L6 159L5 162H4L3 160H1V162L3 161L4 163H6L7 160H8V158H9ZM11 156H12V154H11ZM47 156H48V155H47ZM83 156H84V155H82V158H83ZM87 156H86V155L84 156L83 161H84V159H85ZM100 156H101V154H100ZM104 156H105V157H104ZM128 156H129V157H128ZM178 156H180V157H178ZM212 156H214L215 160H214V158H212ZM222 156H223V155H222ZM224 156H225V155H224ZM258 156H259V158H260V157L262 156V154H261V156H260V155H258ZM1 157H0V159H1ZM39 157H40V156H39ZM39 157H38V158H39ZM50 157H51V156H50ZM50 157H49V159H50ZM95 157H96V155H95ZM109 157H110V156H109ZM109 157H108V158H109ZM219 157H220V158H219ZM45 158H46V157H45ZM45 158H44V161H43V162H46V161H45ZM76 158H77V157H76ZM82 158H81V156H79L77 159H78V161H79V159H82ZM125 158H127V159H125ZM239 158H240V159H239ZM251 158H252L253 160H252ZM254 158H255V159H254ZM2 159H3V158H2ZM9 159H12V158L10 157ZM46 159H48V158H46ZM56 159H57V158L55 157V158H54V161H56ZM77 159H76V161H77ZM88 159H89V161L91 162V164L93 165V159H92V161H91V159H90L89 157H88ZM95 159H96V158H95ZM95 159H94V161H95ZM115 159H116V160H115ZM210 159L213 160V161H211ZM229 159H230V160H229ZM51 160H53V159H50L48 162L50 163ZM86 160H87V159H86ZM108 160H109V159H108ZM205 160H206V161H205ZM207 160H208V161H207ZM232 160H233V161H232ZM246 160H248V161H246ZM34 161H35V160H34ZM98 161H99V162H98ZM157 161H158V160H157ZM171 161H176V162L179 161V162H178V163H176V162H173V163H172ZM225 161H227V162H225ZM228 161H229V162H228ZM9 162H10V164H9ZM9 162H7V163L9 164V166H10V167L13 166L14 162H13V161H9ZM11 162H12V164H11ZM37 162H38V161H37ZM40 162H42V161L40 160ZM48 162H47V163H48ZM57 162H59L58 164H60V161H59V160H58ZM84 162H85V161H84ZM84 162H83V163H84ZM90 162H89V163H90ZM105 162H104V163H105ZM162 162H163V163H162ZM167 162H168V163H167ZM220 162L222 163L221 165L219 164ZM233 162H234V164H233ZM235 162H236V163H235ZM4 163H2V164H4ZM15 163H16V161H15ZM38 163H39V162H38ZM49 163H48V164H49ZM51 163H52V162H51ZM54 163H55V162H53L52 166L55 165ZM72 163H73V162H72ZM79 163H82V162H77V164H79ZM83 163H82L81 165H83ZM85 163H86V162H85ZM89 163H87V165H88L87 168H89V165L91 166V164H89ZM94 163L96 164V161H95ZM155 163H156V164H155ZM169 163H170V165H169ZM171 163H172V164H171ZM223 163H224V164H223ZM230 163H232V164H230ZM257 163H258V164H257ZM261 163H263V164H261ZM2 164H0V168H4V166H7V165H8V164H6V165H3V167H2V166H1ZM33 164H35V162H34ZM33 164H31V165H33ZM40 164H42V163H40ZM40 164H38V165H39V167H40V169H41ZM58 164L56 163L55 166L58 167V166H57ZM67 164H68V163H67ZM95 164H94V169H92V170L90 169L91 171H88V170H87V168H86L87 165L84 164V167L82 168L81 165L79 164V165H80V169H81V168H82V169H81V170L78 169V168H79V165H78V166H77L78 168L75 169V170H76V172H75L76 174L74 173V174H75L74 176H73V171H72V172L69 171V172H70V174H69L70 176H69V175H68V176L71 177V180H69L68 182H65V183H63V184H59V185H57L58 183L43 184L42 186H39L38 188H39L40 190H42V191H49L48 189H51V190H54L56 193H58V192H60L59 189L62 188V187H64V188H66V190H68L67 192L69 193L70 191H72V189L74 190V188H76V187H75V185H76L75 183L77 182V179H78L79 177H83L84 175H87V173H89V172L92 173V174H93V173L96 174V172H99V171L103 168V167L99 168V166H100L101 164H100V165L98 164L99 166H97V164H96V165H95ZM110 164H111V163H110ZM15 165L17 166V165H19V164H15ZM69 165H71V164L69 163ZM69 165H68V167H70ZM73 165H76V164H73ZM73 165H71V166H73ZM161 165H164V166L166 165V166H165L166 168L163 167V166H161ZM256 165H257V166H256ZM9 166H8V167H9ZM35 166H36V164H35ZM43 166H44V168H45V165H43ZM46 166H49V165L46 164ZM52 166H51V167H52ZM60 166H61V164L59 165V168H60ZM62 166H63V164H62ZM62 166H61V168H62ZM65 166H66V165H65ZM95 166H96V167H95ZM156 166H157V167L161 166V167L158 168V170H156V171H152V169H154V170H155V168L157 169ZM219 166H218V167H219ZM232 166H231L230 169H228L227 171H228V173H230V171H232V174H234V173H236V174H234V175L232 176V174L230 173L229 175L232 176L233 178H234V176H235V178L238 177L239 179L237 180V179L234 178V180H231L232 177H230V179H229L228 173H227V171H226L227 174H226V176H224V177H226V179H224V178L222 179V178H221V180H224V181H226V180L228 181V180H229L228 182H232V181H233V183H234L235 181H241V179L243 178V179H242V182H243V181L245 180L244 177H245L246 174L243 175V173H241V172H237V170L234 171V170H235V169H234L235 167L233 166V167H234V168H233ZM13 167H14V166H13ZM39 167H38V168H39ZM51 167H50V168H51ZM56 167H55V168H56ZM162 167H163V168H162ZM184 167H185V168H184ZM5 168L7 169V167H5ZM34 168H35V167H34ZM36 168H37V167H36ZM36 168H35V169H36ZM44 168H43V169H44ZM52 168H53V167H52ZM59 168H58V169H59ZM63 168H64V166H63ZM66 168H67V167H66ZM66 168H65V169H66ZM72 168H73V167H72ZM91 168H93V167H91ZM180 168H181V169H180ZM182 168H184V169H182ZM212 168H214V167H211V169H212ZM9 169H11V168H9ZM16 169H17V167H16ZM16 169H13V170L15 171ZM20 169H21V168H20ZM32 169H33V168H32ZM40 169H39V170H40ZM46 169H47V167H46ZM77 169H78V171H77ZM95 169H96V170H95ZM161 169H162L163 171H162ZM173 169H174V171L172 172ZM217 169H218V168H217ZM217 169L214 170L215 172H214L213 170H209V169H207V173H210L209 171H213L212 174H215V173H217ZM231 169H232V170H231ZM2 170H3V172H2V174H1V176H3V175L7 176V175L9 174V173H8L7 175L5 174V173H7V170H5L6 172H4V169H2ZM2 170L0 169V172H1ZM44 170H45V169H44ZM49 170H50V169H49ZM52 170H53V169H51V173H52ZM62 170H63V169H62ZM79 170H80V171H79ZM93 170H94L95 172H94ZM97 170H98V171H97ZM160 170H161V171H160ZM168 170H170L171 173H170ZM222 170L224 171L225 169H222ZM229 170H230V171H229ZM8 171H12V170H8ZM35 171L37 172V170H35ZM41 171L46 173L48 170H47V171H43V170L41 169ZM41 171H39V172H41ZM53 171L56 172L57 170L54 169ZM59 171H61V170L59 169ZM64 171H65V170H64ZM165 171H166V172H165ZM233 171H234V173H233ZM17 172H18V175H17V177H18V176H21L19 173H22V172H24V171L21 172V171L18 170ZM25 172H26V171H25ZM32 172H33V170H32ZM39 172H37V174H38ZM54 172H53V173H54ZM66 172H68V170H67ZM66 172H65V173H66ZM69 172H68V173H69ZM83 172H84V173H83ZM194 172H193V173H194ZM219 172L221 173V171H219ZM3 173H4V174H3ZM12 173H13V172H12ZM12 173H11V174H12ZM27 173H28V172H27ZM27 173H22V175H23V174H27ZM48 173H50V172H48ZM51 173H50V174H51ZM53 173L51 174L52 176L56 174V173H55V174H53ZM71 173H72V174H71ZM156 173H157V174H156ZM174 173H176V174H175L176 177H178V175H181V176L178 177V178H176L175 175H174ZM180 173H181V174H180ZM198 173H199V175H200L201 172H198ZM198 173H196L197 175H195V176H198ZM205 173H206V172H205ZM238 173H241V175L244 176V177H241L240 174H239L240 176H238ZM14 174H15V172L13 173V175H14ZM16 174H17V173H16ZM16 174H15V175H16ZM28 174H29V173H28ZM59 174H62V173L60 172ZM59 174L57 173L56 175H59ZM154 174H156V175H154ZM185 174H186V175H185ZM202 174H203V173H202ZM223 174L225 175V172H224ZM30 175H31V174H30ZM30 175H29V177H30ZM33 175H35V174L33 173ZM41 175H42V174H40L39 177L37 176V177L39 178V180H40V176H41ZM45 175H46V174H45ZM51 175H50V176H51ZM152 175H154V176H152ZM184 175H185L187 178H185V180H184V178L180 179L181 177H185ZM192 175H193V174H192ZM205 175H207V174H205ZM209 175L211 176V174H209ZM209 175H207L206 177H208ZM219 175H220V174H219ZM8 176H9V175H8ZM26 176H27V175H26ZM26 176H25V177H26ZM48 176H49V175H47L46 177H48ZM72 176H73V177H72ZM143 176H144V175H143ZM151 176H152V177H151ZM162 176H163V177H162ZM217 176H218V174L216 175V177H217ZM246 176H247V175H246ZM27 177H28V176H27ZM31 177H35V176H31ZM37 177H36V178H37ZM203 177H205V176H203ZM203 177H202V178H203ZM206 177H205V178H206ZM211 177H212V176H211ZM213 177H214V176H213ZM213 177H212V178H213ZM216 177H215V179L218 180V182H219V179H217V178H220V177H217V178H216ZM221 177H222V175H221ZM247 177H248V176H247ZM247 177H245V178H247ZM1 178H2V177H1ZM21 178H22V177H21ZM41 178H42V180H43V177H42V176H41ZM44 178H45V177H44ZM75 178H76V179H75ZM140 178H141V179H140ZM150 178H151V179H150ZM159 178H160L161 181H163V182L165 181V182H164V187H162V186H163V184H162L163 182H162V183L159 182V181H160ZM198 178H199V177H198ZM212 178H211V180H212ZM233 178H232V179H233ZM248 178H249V177H248ZM248 178H247V179H248ZM5 179H6L7 181H6ZM12 179H14V177H13ZM18 179L21 180L19 177H18ZM32 179H33V178H32ZM32 179L30 178L29 180H32ZM137 179H139V180H137ZM144 179H145V180H144ZM188 179H190V177H189ZM191 179L193 180V178H191ZM191 179H190V182H191ZM194 179H195V178H194ZM200 179H201V177H200ZM200 179H199V180H200ZM203 179H204V178H203ZM206 179H208V178H206ZM263 179H264V177H263ZM2 180L5 181V182H9V181H10V180L7 179V177L3 178ZM15 180H16V177H15ZM26 180H27V179H26ZM29 180H28V181H29ZM34 180H36V179L34 178ZM34 180H32V182H34ZM39 180H37V181L39 182ZM136 180H137V181H136ZM146 180H147V181H146ZM149 180H151L152 184H151V183H148ZM152 180H153V181H152ZM154 180H156V181H154ZM197 180H198V179H197ZM209 180H210V178H209ZM209 180H208V183H209ZM0 181H1V180H0ZM24 181H25V180H24ZM40 181H41V180H40ZM121 181H122V182H121ZM172 181H171V182H172ZM188 181H189V180H188ZM195 181H196V180H195ZM195 181H194V183H195ZM214 181H215V180L213 179L211 182H214ZM248 181H250V183H252V184H254V185H256V186H257V184H262V183H257V184H255V182L253 183L254 180L252 179V181H251V178H250ZM256 181H257V180H256ZM263 181H264V180H262V182H263ZM19 182H22V180L19 181ZM32 182L30 181L29 183H32ZM145 182L148 183L149 185H148V184H145ZM154 182H155V183L157 182L156 184H158V182H159V185L157 186ZM171 182H170V183H171ZM175 182H176V181H175ZM228 182H227V183H228ZM245 182H246V181H245ZM257 182H258V181H257ZM259 182H260V181H259ZM1 183H2V181H1ZM13 183H14V180H13ZM17 183H18V182H17ZM23 183H24V182H23ZM26 183H27V182H26ZM29 183H28V184H29ZM125 183H126V184H125ZM153 183H154V184H153ZM160 183H161L162 185H160ZM180 183H182L183 186L180 185ZM183 183H184V184H183ZM186 183H187V185H186ZM200 183H203V182H200ZM208 183H204V184L206 185V184H208ZM216 183H217V182H216ZM224 183H226V182H223V183H222V181H221V184L218 183V184H219L218 186L220 187V186H221L222 184H224ZM233 183H228V184H233ZM235 183H237V182H235ZM248 183H249V182H248ZM250 183H249V184H250ZM7 184H8V183H7ZM7 184L4 183V190H5V187L7 186ZM15 184H16V182H15ZM18 184H22V183H18ZM124 184H125V185H124ZM143 184H144V186H145V185H148V186H146L147 189L143 186L144 189H143V187H142L141 189L139 188L140 190H138L137 187H140V186L143 185ZM150 184H151V185H150ZM173 184H174V182L172 183V185H173ZM195 184H196V183H195ZM211 184H213V183H211ZM214 184H215V183H214ZM214 184H213V185H214ZM228 184H225V185H228ZM263 184H264V182H263ZM1 185L3 186V184H1ZM12 185H14V184H12ZM121 185H123V186H121ZM153 185H154V186H153ZM155 185H156V186H155ZM166 185H167V184H166ZM185 185H186V186H185ZM198 185H199V184H198ZM198 185H197V186H198ZM205 185H204V186H205ZM55 186H56V187H55ZM118 186H119V188H118ZM124 186H125V187H124ZM151 186H153V187H151ZM159 186H160V189L158 188ZM168 186H169V187H168V190L170 191L169 188H171V184H170V185L168 184ZM201 186L204 187L203 185H201ZM208 186H209V185H208ZM208 186H206L205 189H209L210 186H212V185H210L209 188H207ZM215 186L217 187V185H215ZM15 187H16V190H17V189H20V188L25 187V185H23V186H20V185H19V186H15ZM104 187H106V188H104ZM161 187H162V188H161ZM180 187H182L181 190H180ZM190 187H193V184H192V183H191V186H190ZM202 187H201V188H202ZM216 187L213 186L212 188H216ZM219 187L216 188V189L218 190V192L221 191V190L219 189ZM222 187H224V186H222ZM9 188H10V186H9ZM53 188H54V189H53ZM149 188H150V189H149ZM155 188H156V189H155ZM157 188H158L160 191L157 190ZM183 188H185L186 191H187V190L189 191L190 196L188 195V197H187V193H188V192L185 191V193H184V192H183V191H184ZM194 188H195V185H194ZM194 188H190V189H193V190H194ZM259 188H260V185H259ZM261 188H262V187H261ZM0 189H1V188H0ZM6 189H7V187H6ZM125 189H127V190L124 191ZM136 189H137V190H136ZM151 189L154 190V191L152 192ZM171 189H172V188H171ZM196 189H197V188H196ZM196 189H195V190H196ZM199 189H200V188H199ZM202 189H203V188H202ZM254 189H255V188H254ZM256 189L259 190L258 188H256ZM105 190H107L106 193L104 192ZM128 190H129V191H128ZM141 190H142V191H145L146 195H147L148 193H150L149 196L147 195V197H144V199L142 198V199H143V202H141L142 199L140 200L139 198H140L141 194H142L141 197L146 196V195H143V194H145L144 192H142L141 194H139V196H138L139 198L137 197V195H134V194H138V191L141 192ZM155 190H156V191H155ZM168 190H167V191H168ZM211 190H212V189H211ZM211 190L209 189V190H207V192H208V191H211ZM213 190H214V189H213ZM1 191H2V192H1ZM132 191H135V193L132 192ZM148 191H149V192H148ZM157 191H159V192H157ZM164 191H166V189H164ZM164 191H163V194L165 193ZM167 191H166V192H167ZM172 191L174 192V190H172ZM172 191H170L169 193H172ZM176 191H177V190H176ZM200 191H201V190H200ZM200 191H199V192H200ZM202 191H203V190H202ZM204 191H205V190H204ZM215 191H216V190H215ZM215 191H214V192H215ZM0 192H1L0 194H4V193L6 192V190L3 191V190L1 189ZM123 192H124V193H123ZM131 192H132L133 194H131ZM151 192H152V194H151ZM156 192H157V193H161V195L158 194V195H160L161 198H160V197H156V195H157ZM192 192H193V191H192ZM104 193H105L106 197H105V195H103ZM111 193H112V194L116 193L117 196H116V195H112ZM128 193H129V194H128ZM180 193H182V194H184V195L186 194V195H185V196L183 195V196H184V197H183L182 194H181L180 197H179L178 194H180ZM194 193H198L197 190H196ZM202 193H204V192H202ZM209 193L211 194L212 192H209ZM220 193H221V192H220ZM107 194H108V195L111 194V195L108 196ZM118 194H119V195H118ZM122 194H123V195H122ZM126 194H127V195H130V196L132 195L133 197H132V196H131V197H130V196H127ZM166 194H167V197H166ZM166 194L163 195V197L165 196V197H164V201H162L163 203H164V202L166 203V201H167L168 203L170 202L169 199H170L171 197L168 196V195H169L168 193H166ZM199 194H201V193H199ZM125 195H126V196H125ZM158 195H157V196H158ZM195 195H196V194H195ZM205 195H206V194H205ZM215 195H216V194L214 193V196H215ZM119 196H120V197H119ZM150 196H152V197L154 196V197L152 198V200L154 199L155 201L153 200V202H152ZM197 196H199V195H197ZM202 196H203V195H202ZM206 196H207V195H206ZM210 196H211V195H210ZM7 197H8V196H7ZM7 197H6V198H7ZM110 197H111V199H110ZM113 197H115L116 199L113 198ZM126 197H127L128 199H127ZM136 197H137L139 200H138ZM155 197H156V198H155ZM195 197H196V196H195ZM195 197H194V198H195ZM108 198H109V199H108ZM124 198H125V199H124ZM130 198H131V200H130ZM132 198L136 199V200L133 199V201H135L136 204H137V203L139 204V201H140V204H139V205H138V204L136 205L135 203L133 204ZM146 198H147V199L150 198V200H149V201H150V203H149L150 205L148 204V202H147V200H146V202H147V206H146V203H145V199H146ZM165 198H169V199L166 200ZM182 198H181V199H182ZM186 198H185V200H186ZM191 198H190V199H191ZM198 198H202L201 195H200V197H198ZM198 198H197V200H198ZM206 198H207V197L203 198L202 200H204V199L206 200ZM211 198H214V197L211 196ZM117 199H118V200H117ZM123 199H124V200H123ZM159 199H158V200H159ZM177 199H179V200H177ZM190 199H189V200H186V202H188L189 204H190V202H189ZM208 199H209V198H208ZM208 199H207V200H208ZM121 200H122V201H121ZM125 200H126V201H125ZM128 200H129V202L132 203L133 205L131 204V206H130V203H128ZM175 200H176V201H175ZM191 200H192V199H191ZM197 200H196V201H197ZM200 200H201V199H200ZM209 200H211V199H209ZM91 201H93V202H91ZM107 201H108V202H107ZM111 201H112V202H111ZM114 201H115V202H114ZM116 201L119 202V203L116 204ZM131 201H132V202H131ZM183 201H184V199L181 200L182 203H184ZM87 202H88V203L91 202V203H89V205H88ZM106 202H107V203L110 202L109 205H111V206H110V207H108L109 205L106 206ZM113 202H114L115 204H114ZM174 202H175V203H174ZM181 202H179L178 204L180 205ZM20 203H22V202H20ZM99 203H100V204H99ZM111 203H113V204H111ZM157 203H156V204H157ZM159 203H161V202H159ZM159 203H158V204H159ZM163 203H161L160 205H163ZM165 203H164V204H165ZM168 203H166V205H168ZM170 203H171V202H170ZM188 203H185V205L183 204V205L185 206V208H187V207L189 206ZM195 203H197V202H195ZM79 204H80V203H79ZM90 204H91V205H90ZM93 204H94V207H96V209H95L96 211H95L94 209L92 210V208H94V207H92ZM119 204H120V206H119ZM123 204H126V205H124L126 208H127V205H128L127 211H125V207H123ZM156 204L154 205V209H155V208L157 209L158 206H159V205H156ZM172 204H170V205H172ZM178 204H177V206H179ZM95 205H96V206H95ZM134 205H136L137 207H138V206H139V207L142 206V208H139V207H138L140 210L137 208V210L135 209V211H137L136 213H135V212H132V211L134 210V208H136V207H134ZM170 205L166 206L167 208H166V207H165V208H166L167 210H168V209L171 210V207L168 208ZM181 205H182V204H181ZM181 205H180V206H181ZM89 206H91V207H89ZM101 206H102V207H101ZM112 206H113V207H112ZM129 206H130V207H129ZM132 206H133V207H132ZM155 206H156V207H155ZM164 206H165V205H164ZM164 206H161V207L163 208V213H166L167 210L164 211V209H165ZM180 206H179L178 208H180ZM184 206H183V207H184ZM186 206H187V207H186ZM192 206H194V205H192ZM99 207H100V209H97V208H99ZM107 207H108V209H107ZM121 207H123V209H124L125 212L122 211L123 209H122ZM131 207H132V208H131ZM175 207H176V205H175ZM90 208H91V209H90ZM112 208H113V209H112ZM130 208H131L132 210H131ZM162 208H160V209H162ZM190 208H191V207H190ZM71 209H72V208L65 209L64 212H63L61 215H62V216L67 215V213H68ZM74 209L77 210V211H74ZM128 209H129V210H128ZM156 209L154 210V212L156 211ZM160 209H159V211H160ZM172 209H173V208H172ZM85 210H86V212H85ZM88 210H89V211H88ZM107 210H110V211H112V212L107 211ZM114 210H115V212H114ZM149 210H150V212H151V208H150ZM149 210H146V211L149 212ZM152 210H153V209H152ZM178 210H179V209H178ZM178 210H177V211H178ZM183 210H185V209H182L181 211H182V212H185V211H183ZM92 211L95 212V213H93ZM159 211H158V212L156 211V213H159ZM188 211H189V213H190V210H187V212H188ZM80 212H81V213H80ZM116 212H117V214H116ZM138 212H139L140 214H138ZM148 212H146V213H144V214L142 213V215H144V216H145V215H149V216H151V214H149ZM154 212L152 211V214H153ZM160 212L162 213V211H160ZM168 212L170 213V211H168ZM191 212H192V211H191ZM87 213H88V214H87ZM101 213H102V215H101ZM120 213H121V214H120ZM147 213H148V214H147ZM161 213H160V215H159L160 217H161ZM173 213H174V212L172 211V214H173ZM175 213H176V212H175ZM175 213H174V214H175ZM185 213H186V212H185ZM81 214H82V215H81ZM89 214H90V215H89ZM119 214H120V217H119ZM136 214H137V215H136ZM178 214H180V213H178ZM181 214H182V213H181ZM86 215H87V216H86ZM111 215H113V216H111ZM162 215H164V214H162ZM169 215H170V214H169ZM169 215L166 214V216H169ZM83 216H84V217H83ZM115 216H117V217H115ZM149 216H146V217H149ZM152 216L154 217V215H152ZM152 216H151V218H152ZM166 216L164 215L162 218H165ZM171 216H172V215H171ZM118 217H119V218H118ZM137 217H136V218H137ZM156 217H157V216H156ZM85 218H86V219L88 218V219L86 220ZM105 218H106L107 220H106ZM109 218H110V219H109ZM112 218H113V219H112ZM122 218H123V217H122ZM157 218H158V217H157ZM83 219H84V220H83ZM119 219H120V220H119ZM123 219H124V218H123ZM130 219H131V220H130ZM154 219H155V218H154ZM154 219H151V220L154 221ZM58 220H59V219H56V220L52 221V222H53V223H52L53 225H51L50 227L45 228V229L48 230L49 228L52 227L53 231H51L52 229H50V230H48V231L42 232L43 228H41V227H39V226H36V225H37V222H36V221H31V222H30V221H27L28 223H27V222H26V223L24 222V224H23V223L20 224V225L18 224V225L20 226V229H21V230L19 231V227H18V228H17L18 231H17V229H16V232H17L18 234L27 235L28 237H30V236L33 237V235H35V236L33 237L34 242H33V241H30V242H29V244H30L29 246H32L31 243L34 244V243H35V239H36V242H37V241L39 240V238H41V239H40L41 242H42V241H43V242L45 241V243H46V240H44V239H42V238L46 237V235H47V236L51 235L49 232H51V233L55 232V234L57 233L60 237H62V235H64L63 233H65V232H66V234H67V230H68V229L66 230V227H65V229H62V228H64L63 223H62L61 226H60V223L62 222V220H60V222H59ZM79 220H82V221L79 222ZM91 220H92V219L90 218L89 221H91ZM105 220L107 221L108 224L110 223V225H108L107 223H105V222H104ZM108 220H111V221L108 222ZM124 220H125V219H124ZM149 220H150V219H149ZM158 220H159V218H158ZM158 220L156 219V222H158ZM163 220L165 221V219H163ZM55 221H56L57 223H55ZM76 221H77V222H76ZM94 221H95V220H94ZM129 221H127V222H129ZM91 222H92V221H91ZM97 222H96V225L98 226ZM101 222H103L104 225H103V223L101 224ZM121 222L124 223L123 220H122ZM160 222H161V221H160ZM29 223H31V225H29ZM35 223H36V224H35ZM74 223H75V224H74ZM78 223H79V224H78ZM88 223L90 224V222H88ZM88 223H87V224H88ZM93 223H94V222H93ZM116 223H115V225L117 226ZM34 224H35V226H36L37 228H35ZM70 224H71V225H70ZM94 224H95V223H94ZM94 224H93V225H94ZM105 224H106V225H105ZM120 224L122 225V223H119L118 225H120ZM18 225H17V226H18ZM57 225H58V227H57ZM72 225H73V226H72ZM74 225H76V226H74ZM78 225H79V226H78ZM83 225H85V227L88 228V227L86 226V224H83ZM83 225H82V227H84ZM113 225H114V224H113ZM121 225L118 226L119 229H120V228L123 229V227H122ZM123 225H124V224H123ZM21 226H23V228H24L23 231H22L23 228H21ZM26 226H27V227L30 226L31 229H28V228L25 229ZM32 226L34 227L33 229H32ZM55 226H56V227H55ZM71 226H72V227H71ZM94 226H95V225H94ZM116 226H113V227L116 228ZM124 226H125V225H124ZM30 227H29V228H30ZM61 227H62V228H61ZM85 227H84V228H85ZM113 227L111 226L112 231H113V229H114ZM125 227H126V226H125ZM91 228H93V227H91ZM105 228H104V229H105ZM111 228H110V230H111ZM27 229H28V230H27ZM58 229H59V230L62 229V230H61V231H62V232H61V235H60V233H58V232H59ZM76 229H77V228H76ZM79 229H80V228H79ZM82 229H83V228H81L80 230L82 231ZM102 229H103V228H102ZM102 229H100L101 232H102V231H105V233L107 232L106 230H102ZM117 229H118V228H117ZM128 229H129V228H127V230H128ZM8 230H9V229H8ZM8 230H6L5 232H6V233H7V232H10V230H9V231H8ZM38 230H39V231H38ZM57 230H58V231H57ZM63 230H64V231H63ZM69 230H68V231H69ZM80 230H79V231H80ZM83 230L86 231L87 229H86V230L83 229ZM92 230H94V229H92ZM114 230L116 231V233L119 232V230H118V231H117L116 229H114ZM125 230H126V229H124V231H125ZM79 231H78V232H79ZM100 231H99V232H100ZM40 232H42V233H40ZM75 232H76V231H75ZM75 232H73V231L71 230V233H75ZM82 232H83V231H82ZM89 232H90V231H89ZM93 232H94V231H93ZM96 232H98V230H96ZM108 232H109V231H108ZM91 233H92V232H91ZM112 233H113V232H112ZM114 233H115V232H114ZM30 234H31V235H30ZM39 234H42V236L44 235V237H41V235H39ZM45 234H46V235H45ZM66 234L64 235V237H66ZM84 234H85V233H84ZM86 234H87V233H86ZM86 234H85V235H86ZM77 235H78V234H77ZM85 235H84V236H85ZM90 235H91V234H90ZM90 235H88V238H89ZM114 235H115V234H114ZM52 236H54V234H53ZM55 236H56V238H57V235H55ZM59 236H58V237H59ZM67 236H71V235L69 234V232H68V235H67ZM75 236H76V235H75ZM79 236L82 237L81 234H80ZM86 236H87V235H86ZM91 236H92V235H91ZM64 237H62V238H64ZM73 237H74V236H73ZM56 238H55V237H54V238L52 237L51 240L54 241L53 239H56ZM67 238H68V237H67ZM67 238L64 239L65 242H66ZM69 238H70V237H69ZM85 238H86V237H85ZM37 239H38V240H37ZM45 239H46V238H45ZM48 239H49V241H47V242H48V243H52V241H50V238H48ZM58 239H59V238H58ZM60 239H61V238H60ZM70 239H71V238H70ZM72 239H73V238H72ZM40 241H38V243H35V244H36L35 247L39 248V252H37V251H36V248H34V247H33V248H34L35 251H34L32 248H30V249H32V250H30L29 248H28V249H29L30 251H33V254H34V253H36V254L39 253V254H40V252H41V256L44 254V251L47 250V248H48V250H50L49 247L56 245L55 242H58L57 240L54 241L55 244H53V245H49V247H48V245H46L47 248L44 246V249H45V248H46V249L43 250V248H42V251H43V254H42V251H41V249H40V248H41V246H40V245H41V242H40ZM60 241H61V240H59V243H62V244H63V245L60 244L61 246H63V249H61V250H64V248H65L66 246H68V248H69V245H68V244H64L65 242H62V241L60 242ZM72 241H73V240H72ZM72 241H71V243H72ZM81 241L83 242V240H81ZM39 242H40V243H39ZM73 242H75V241H73ZM76 242H77V245L80 243V241H77V239H76ZM76 242H75V243H76ZM24 243L27 244L28 242H24ZM24 243H20V244H22L23 246H22V245H19V244H16V246H15V244L12 243V244L15 246V247H13V248H12L10 245H9V246H10L11 248H9L8 244H6V243H4V244L8 246V247L6 246L7 248H9V249H7V251H9L10 249L13 250V251H14V249H17V250H15L14 252H16V254H17V251H18V253H19L20 256H21V251L19 252V250H23V249H21V248H23V247H29V246H27V245H24ZM45 243H43V244H45ZM48 243H47V244H48ZM59 243H57V244H59ZM67 243H68V242H67ZM2 244H3V243H2ZM12 244H11V245H12ZM37 244H38V245L40 244V245H39L40 247L37 246ZM80 244H81V243H80ZM80 244H79V245H80ZM0 245H1V243H0ZM13 245H12V246H13ZM60 245H58V246H60ZM65 245H66V246H65ZM81 245H82V244H81ZM89 245H91V244H88V246H89ZM92 245H93V244H92ZM1 246H2V245H1ZM33 246H34V245H33ZM56 246H57V245H56ZM61 246H60L58 249H60ZM64 246H65V247H64ZM71 246H72V248H74V247H73V244H71ZM74 246H76V245H74ZM88 246H87V247H88ZM2 247H3V248L0 249V254H1V252H3V250H4V246H2ZM42 247H43V245H42ZM80 247H81V246H80ZM80 247H79V248H80ZM51 248H52V247H51ZM53 248H54V247H53ZM53 248H52V249H53ZM56 248H57V247H56ZM70 248H71V247H70ZM77 248H78V247H77ZM77 248H75V249H77ZM83 248H85V247H83ZM24 249H25V248H24ZM85 249H86V248H85ZM11 250H10V251H11ZM37 250H38V249H37ZM53 250H55V249H53ZM61 250H60V251H61ZM69 250H70V249H68V251H67V248H66L67 253L70 252ZM81 250H83V249L81 248ZM86 250H87V249H86ZM86 250H85V251H86ZM4 251H6V249H5ZM25 251H26V250H25ZM25 251H23L22 253L24 254ZM30 251H29V252H26L25 254H26L27 256H25V255L22 256V257H21V260H20V258H19L20 256H18V257L16 256L17 258H19V260H20L19 262H18V259H17L16 257H15L16 259L13 258V255H14L15 253L12 252V251L10 252V253L13 254V255H11V258H13V259H12V262H11V259H10V260H9V259H5V260H4V258H7L8 253L6 254L7 256L4 257L5 255L3 256V254H5L6 252H3V254L0 255V256H3V260H2V257H0V262H1V261H3V262L0 263V264H4V262H5V264H6V263H7V264H10V262H11V264H13V263H14V264H22L21 262L24 263V261H22V258H25V257L27 258L28 256L31 257V255L29 254ZM51 251H52V250H51ZM56 251H58V250H55V251H54V254L57 256V253H58L59 251H58L57 253H55ZM66 251H65V252H66ZM71 251H72V250H71ZM75 251H76V250H75ZM46 252H47V251H46ZM46 252H45V253H46ZM72 252L74 253V251H72ZM76 252H77V251H76ZM81 252H82V251H80V253H81ZM86 252H87V251H86ZM88 252H89V251H88ZM52 253H53V252H52ZM89 253H90V252H89ZM23 254H22V255H23ZM31 254H32V253H31ZM36 254H35V255H36ZM39 254H38V255H39ZM49 254H51V253H48V255H49ZM62 254H63L62 252H61V254L58 253V256L60 255L59 257H62V258H63V257L65 256L64 254H66V253H64L63 256H61ZM76 254H77V253H76ZM76 254H75V255H76ZM82 254H83V253H82ZM82 254H80L79 256H81ZM17 255H18V254H17ZM38 255H36V258H38V257H37ZM52 255H53V254H52ZM66 255H68V254H66ZM77 255H78V254H77ZM84 255L86 256V254H84ZM14 256H15V255H14ZM44 256H45V255H44ZM46 256H47V254H46ZM46 256H45V257H46ZM69 256H72V254H71V255L69 254ZM82 256H83V255H82ZM30 257H29V258H30ZM32 257H33V256H32ZM32 257H31V258H32ZM45 257H44V260L46 259ZM50 257H51V256H50ZM53 257H55V256L53 255V256H52V259H53ZM59 257L57 258V260L59 259ZM66 257H68V256H65V259H66ZM77 257H78V256H77ZM9 258H10V255H9ZM29 258H28V259H29ZM36 258H35V260H37ZM40 258L42 259L43 256L40 257ZM73 258H74V257H73ZM75 258H76V257H75ZM14 259H15L16 261H15ZM41 259H40V260H41ZM55 259H56V257H55ZM55 259H54V260H55ZM63 259H64V258H63ZM63 259H62V260H63ZM71 259H72V258H71ZM13 260H14V261H13ZM24 260H25V259H24ZM33 260H34V259H32V262H33ZM38 260H39V259H38ZM46 260H49V259H46ZM57 260H55V261H57ZM60 260H61V259H60ZM60 260H59V261H60ZM62 260H61V261H62ZM7 261H8V262H7ZM26 261H27V260H26ZM26 261H25V262H26ZM42 261H43V260H42ZM50 261H51V260H50ZM50 261H49V263H50ZM55 261H54V262H55ZM59 261H58L57 263H56V262H55V263H56V264H61V263H60L61 261H60V262H59ZM67 261L70 262L71 260H69V258H67ZM78 261H79V260H78ZM27 262H28L27 264H29L30 259H29V261H27ZM32 262H31V264H32ZM43 262H46V264H49V263H47V261H43ZM62 262H63V261H62ZM71 262H72V261H71ZM73 262H75V261L73 260ZM73 262H72V263H73ZM79 262H82V260H80ZM34 263H35V262H34ZM37 263H38V262H37ZM52 263H53V260H52ZM55 263H53V264H55ZM67 263H68V262H67ZM25 264H26V263H25ZM38 264H39V263H38ZM42 264H43V263H42ZM44 264H45V263H44ZM63 264H64V263H63Z\"/></svg>","mask_w":264,"mask_h":264}]
</instances>
